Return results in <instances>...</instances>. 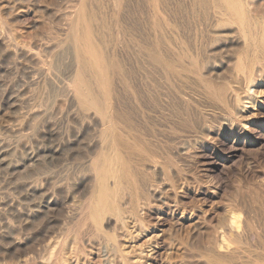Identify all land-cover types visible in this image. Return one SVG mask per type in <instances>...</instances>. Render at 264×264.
Wrapping results in <instances>:
<instances>
[{
    "label": "rangeland",
    "instance_id": "rangeland-1",
    "mask_svg": "<svg viewBox=\"0 0 264 264\" xmlns=\"http://www.w3.org/2000/svg\"><path fill=\"white\" fill-rule=\"evenodd\" d=\"M14 1H16L14 3ZM18 1H19V4H18ZM24 1V2H23ZM31 1V2H30ZM36 1V2H34ZM38 1L40 3H38ZM46 1V2H45ZM53 1V2H52ZM70 3H68V2ZM74 1V2H73ZM11 0L10 2L9 1H5V0H0V2H4L5 3V7L3 6V8H1L0 10H2L3 12L0 11V31L2 33L0 34H4V39L5 38H8V39H5V43L8 45L11 43L14 45H18L20 43H23V44H20L22 46H27L30 42H32L31 40L33 41H36V40H40L42 38L40 37H43L44 35V31H46L47 29H49V27H46L48 26L46 22L50 23L49 26H51V30H52V34L46 32L44 35V41H47L48 40H53L52 43L49 42L48 44H51L54 46V48H58V47H55V45H60L58 49H54L53 46H52V50L53 52L57 53L58 56L60 54L59 57L56 58V60L58 61L56 64H58L57 66H60V61L61 63H65V62H69L68 59V47L64 46L65 44L67 45V40H68V45H70L69 41L71 42L72 40V37L73 35L69 34V36H66L65 35V31H64V27H62V25L64 26L65 25V20L67 19H64L62 20L63 22H65L64 24H62L63 22L61 21V19H63L62 17L64 16L63 14L67 13V15L69 14V10H72V6H71V9H70V5L73 4L75 5L77 2H78V5H79V0ZM97 1V0H96ZM109 1V4L106 3ZM111 1V2H110ZM114 1V0H113ZM112 0H101L100 2H95L93 0V5L92 2L90 1V3L87 1L86 2V6H88L89 4V8L91 9H87L86 7V12H87V17L88 19L91 18L89 17L90 16V13H91V16L92 15H96L98 17L96 18H99V14L98 12L100 13H103L105 12L103 15H101L100 19H97V21L99 22V24L101 25H106L107 27H110L112 26V28L110 30H112L113 28L117 31H115L114 29L112 30V33H115V35L113 34V38H116L115 41H117V46L115 48H113L112 50H109V53L110 54H114L115 56H117L119 53L120 56L118 59L119 60H122V64L125 66L127 63L128 66H125V69H133L131 70L132 72L130 71H127L129 76H130V83L131 85H133L134 83V87L140 91V97L144 96L145 93H149L148 95L146 94L145 96L146 97H142L141 99V102L143 104H145V107L146 106H149V105H157L158 108H159V111H155V112H152L149 110V109H146L147 112L149 113V115H151V120L150 118L146 119L145 123L144 121L142 122V120L140 119H137V121L139 122V127H140V124L142 125V130H145V133H148L147 131L149 130V134L151 133L150 131H152L151 135H150V138H151V141L153 140L154 144H156L159 148H154L156 150H154L152 147H155L152 146L153 145V142L148 144V148H149V151H152V154H150V160H152L154 163L158 164L164 171V174H165V177L168 179V182H169V185H170V189L169 190H172L173 192L171 191H167L164 195L162 194V197H158L157 199L155 198V196H150V195H153V194H150L152 193L151 191V188L154 187L155 188H158L157 190L160 192L162 187H159L157 186V184H155V182L157 183V181H160L159 180V176H157L156 172H154V174H149L147 172H150L152 171L153 169L149 168V170H147L146 173H144L143 169H144V166H141V168L139 166H137L136 168V172H137V178L139 177V181H138V189L140 188L139 186V183L141 185V187H143L142 189L145 191L147 190V193L145 191H143L141 188L138 190V192H140L139 194V201H141L140 203L142 204L140 206V208H138L136 211H134L133 213H131L132 211H129L128 213H130V215L133 216V218H130V215L128 216L127 214L125 215L127 218H129V221L127 218H123L124 221H126L125 223H127L125 225V223H123V227L124 229L121 228L120 225H110L108 228L107 227H104V232L106 233V235L108 236H103L101 234V236L105 237L103 238V240H101V238L99 239L98 237H101L99 235L95 236V233L93 234V230L92 231H89L91 227V225L84 221H82L81 218H79V211L81 210V207L85 204L86 200L90 197L91 195V190H88L89 188H87V190H85L86 192H88L86 194V192L84 191L83 192V189L86 187V185H89L91 183V181L93 180V175H90V173L88 171H77L79 174H77L76 172V175L74 174L73 170L71 171L70 169H72L71 167V164H70V161L69 162H61L60 159L56 156H54V154L52 155L51 157V152H52V149L54 148V144H56L59 139L62 137V135L65 136V134H67V136H65L66 138L68 137V135H70V129H71V126L68 125V122H69V119L67 118H63L65 116L61 115L59 112H57L56 108L54 109L55 105L58 104V100L60 101V99H64V92H61L63 91L61 89V87H59L57 85L56 86H50L49 84L45 83V82H40L39 79H37V84H36V80L35 82H32L31 80H29V78L27 77L26 73H24V70H23V73L25 74V76L27 77V80L26 78H22L23 76L22 75V68H20L19 66H17L15 64V60L11 57L9 58H6L4 59V52L2 50L5 49V47L1 44V47L0 48V73L3 74L6 76H1L0 74V84L2 82V86L0 87V105L2 108H4V110L2 108H0V115L3 114L5 117H8L10 116L12 113L15 115H11L10 117H15L17 118V120L15 121V123H13V125L15 126H12L13 128V131L11 129V131L8 133V130L5 131V121L3 120H6L7 118H3V115L0 116V153H1V156L3 157H7L4 159V162L1 164L0 163V264H2V262L4 264H15V262L18 261V264H107L105 261V248L103 245V242L106 244L108 241L109 242H121L122 244V248H123V264H245L247 261L249 263V261H251L252 264H264V62H263V59L260 63L263 62V64H260V66H257L258 69L256 68L255 70V82L252 83V84H249V82H247L246 78H245V75L244 73L238 69L236 70V63L238 62L239 60V57L241 56L243 58V62L246 64V61H248L250 59V57H252L254 54H257V55H260V57L264 58V46L262 43V41L264 40V37H263V28L264 26H259L258 29L256 28L254 30V33H255V41L253 43V46L250 45L251 47L249 48V51H248V44L246 45V37H245V34L242 32V30L240 29L239 24L235 21V20H231V21H218L217 17L214 16L212 14V12L209 14L208 18H207V14H203L201 13L200 11V6H198V4H195L194 5V2L193 0H158L157 1V8H156V11H158V16H155L154 15V9L152 7V4L150 3V0H128V6L126 7L125 11H122L123 10V7H121L123 5V1L120 3V5L118 4V7L115 6L116 3H114ZM133 1V2H132ZM159 1L162 2L159 4ZM166 1V2H165ZM173 1V2H172ZM184 1V2H183ZM188 1L190 2V4L188 3ZM252 1V0H250ZM6 2L9 3L6 7ZM12 2V3H11ZM30 2V3H28ZM33 2V4H31ZM72 2V3H71ZM105 2V5L108 4L109 6L106 5H103ZM142 4H140V3ZM178 2V3H177ZM188 4H187V3ZM253 6H251L250 8H255L254 10L256 11H252V9L250 10L249 9V16L251 17H255L256 19H261L264 20V0H254L253 1ZM44 3V4H43ZM46 3V5H45ZM55 3V6L54 4ZM69 6H68V4ZM75 3V4H74ZM94 3H96L95 7L97 8L98 6V10L94 7ZM100 3L102 4L101 6L103 7H100ZM111 3H114L113 5ZM139 5H138V4ZM166 3V4H165ZM174 3V4H173ZM178 5H177V4ZM185 3V4H184ZM15 4V5H14ZM18 4V6H17ZM22 4H25V5H22ZM41 4V5H40ZM51 4V5H50ZM53 4V5H52ZM65 4L68 6V9L66 11V7ZM99 4V5H98ZM144 4V5H143ZM147 4V5H146ZM162 4V5H161ZM165 4V5H164ZM173 4V6L171 5ZM191 4H193V8H196L195 10L193 8H191ZM11 5H14V6H11ZM27 5V8L25 7ZM39 5V6H37ZM59 5V7H58ZM131 5V6H130ZM181 5V6H180ZM183 5H186V6H183ZM188 5V6H187ZM189 5L191 7H189ZM23 6V8L21 7ZM112 6V8L115 6V8L117 9H113V11L111 10L112 8L110 7ZM134 6V7H133ZM138 6V7H137ZM146 6V7H145ZM149 6V7H148ZM168 6V7H167ZM195 6V7H194ZM258 6V7H257ZM11 7V8H10ZM14 7V8H13ZM25 10V13L24 11H21L22 9ZM34 7V8H32ZM40 7V8H39ZM94 7V9H92ZM109 7V8H108ZM129 7V8H128ZM138 9H137V8ZM148 7V8H147ZM160 10V8H162ZM175 7V8H174ZM182 7H183V10H182ZM188 7L190 9H188ZM5 11L8 12V8L9 9H13L11 10V12H13L14 14H12L10 12V15H9V12H5L4 9H6ZM17 8V11L15 10ZM19 8V9H18ZM26 8V9H25ZM30 8V9H29ZM39 11H38V9ZM45 9L46 11H43L42 10ZM66 11L63 13V11ZM64 8V9H63ZM104 8V9H102ZM105 8L109 9L110 10V13L108 14V10H106ZM111 8V9H110ZM121 8V9H119ZM136 8V9H135ZM187 10H186V9ZM199 8V9H198ZM257 8V9H256ZM259 8V9H258ZM263 10H262V9ZM34 13L33 12V10ZM37 9V11L35 10ZM40 9H41V12L40 13ZM48 9V11H47ZM54 9V10H53ZM55 9L57 11H55ZM60 9V10H59ZM119 9V10H118ZM141 9V10H140ZM146 9H149L148 10H145ZM150 9H153V10H150ZM165 9V10H164ZM260 9L262 12H260ZM15 10V11H14ZM20 10V12L18 11ZM52 10V12H51ZM91 12H90V11ZM94 10V11H92ZM97 10V11H96ZM102 10V11H101ZM116 10V11H115ZM127 10V11H126ZM137 12H136V11ZM139 10V11H138ZM164 12H163V11ZM167 10V11H166ZM190 10V11H189ZM27 11V12H26ZM54 11L55 14H52ZM61 12L62 13V17H60L61 13H56V12ZM97 13H96V12ZM101 11V12H100ZM112 11V12H111ZM131 11V12H130ZM148 11V12H147ZM152 11V13L150 12ZM183 11V12H182ZM186 13H185V12ZM188 11V12H187ZM196 11V12H195ZM252 11V12H251ZM5 12V13H4ZM17 12V13H16ZM24 14H23V13ZM38 12V13H37ZM89 12V13H88ZM115 12L117 13L115 15ZM120 12H123L120 13ZM147 12V14L149 15H145V13ZM192 15H191V13ZM261 13V15L259 16L258 13L255 14V13ZM4 13V15L6 16H2ZM23 14L24 17H21L19 18V20H17L16 18V15L19 14ZM29 13V15H28ZM51 13V14H50ZM93 13V14H92ZM111 13H113L112 16ZM120 13V14H119ZM183 13V14H182ZM191 15L190 19H189V14ZM194 13L196 14L194 16ZM254 13V14H253ZM263 13V14H262ZM26 14V15H25ZM98 14V15H97ZM109 15V18L107 17ZM170 14V15H169ZM187 14V15H185ZM8 15V16H7ZM40 15V16H39ZM45 15V16H44ZM54 15V16H53ZM66 15V14H65ZM107 15V16H106ZM120 15V16H119ZM129 15V16H128ZM143 15V16H142ZM145 15V16H144ZM168 15V16H167ZM189 15V16H188ZM210 15L213 17L210 18ZM14 16V17H13ZM39 16V17H38ZM105 16V17H103ZM118 16V18H117ZM123 16V17H122ZM139 16V17H138ZM141 16V17H140ZM154 16V17H153ZM166 16V17H165ZM186 16V18H185ZM188 16V17H187ZM198 16V17H197ZM202 16V18L200 17ZM3 17V18H2ZM41 17V18H40ZM44 17V18H43ZM104 20H103V18ZM136 17V18H135ZM146 17H149V18H146ZM152 17V18H151ZM194 17V18H193ZM259 17V18H258ZM261 17V18H260ZM14 21V25H13V21ZM15 18H16V21H18L17 23L18 24H15ZM56 19H60V20H55ZM109 20V23H107V19ZM112 18L114 19H117L115 21V19L113 21ZM123 18V25H122V19ZM161 18V19H160ZM169 18V20L167 19ZM202 22H201V20ZM2 19V21H1ZM8 19V20H7ZM22 19V20H21ZM38 19V20H37ZM106 19V21H105ZM204 19V20H203ZM212 21H211V20ZM215 19V20H214ZM101 20V23L100 21ZM125 20V21H124ZM152 20V21H151ZM158 21V22H155ZM175 20V21H173ZM188 22H187V21ZM196 20V21H195ZM214 20V21H213ZM12 21V22H10ZM32 21V22H31ZM44 21V22H43ZM46 21V22H45ZM59 21L61 22L60 25L59 24ZM94 21V20H93ZM93 22L95 24H98V22ZM120 21V22H119ZM129 21H131L129 23ZM133 21V22H132ZM140 21H142L140 23ZM148 21V22H147ZM173 23H172V22ZM179 21V22H178ZM193 21V22H191ZM209 21V22H208ZM260 21V20H259ZM8 22V23H7ZM34 22V23H33ZM56 22V23H54ZM106 24H103L105 23ZM111 22L112 25H109ZM116 22V23H115ZM153 22V23H152ZM167 22V23H165ZM171 22V23H170ZM176 22V23H174ZM201 22V23H200ZM204 22V24H202ZM211 22V23H210ZM215 22V23H214ZM219 22V23H218ZM223 22V23H222ZM8 25H7V24ZM10 23V24H9ZM12 23V24H11ZM33 23V24H32ZM36 23V24H35ZM39 23V24H38ZM40 23H43V27H45L44 29H42L43 27L41 26ZM46 23V24H45ZM122 26H120L119 24ZM143 23V24H142ZM216 27H215V25ZM20 24V25H19ZM23 24V25H22ZM28 24V26L26 25ZM30 24V25H29ZM34 26H32V25ZM44 24L46 26H44ZM54 24V25H53ZM56 24V26H55ZM60 27H58L59 25ZM81 24H82V21H81ZM131 24V26H130ZM136 24V25H135ZM140 24V26H139ZM148 24V25H147ZM149 24H156L153 26H150ZM158 24V26H157ZM161 24V25H160ZM162 24L164 25V27L162 26ZM170 24L172 26H170ZM174 24H175V27H174ZM184 24V25H183ZM187 24V25H186ZM212 24V25H211ZM219 27H218V25ZM222 26H221V25ZM7 25V26H6ZM39 25V26H38ZM115 25V26H114ZM119 25V26H118ZM143 25V26H142ZM180 25V26H179ZM190 25V26H189ZM192 25V26H191ZM207 25L209 27H207ZM16 26V27H15ZM23 26V27H22ZM26 26V27H25ZM55 26V27H53ZM66 26V25H65ZM204 26V27H203ZM206 26V27H205ZM211 26V27H210ZM214 26V29H212ZM3 27V29H2ZM13 27V28H12ZM30 27V29H29ZM36 29L38 27H42L40 30L39 28V31L37 32L36 30V33L38 35V33H43L40 35L39 38H35V37H38L36 35H34L32 37V34H34V30L31 29ZM62 31H60L58 28ZM117 27V28H116ZM129 27H130V30H129ZM152 27V28H150ZM162 27L164 30H162ZM174 27V28H173ZM182 27V28H181ZM188 27V28H186ZM193 27V28H192ZM19 30H18V29ZM53 28V29H52ZM123 28V29H121ZM125 28V29H124ZM147 28V29H146ZM159 28V29H158ZM161 28V29H160ZM173 28V29H172ZM178 28V29H177ZM212 32H211V30ZM237 28V29H236ZM6 29V30H5ZM24 29V30H23ZM58 29V30H57ZM137 29V30H136ZM141 29V30H140ZM153 29V30H152ZM158 29V30H157ZM205 29V30H204ZM15 30V32L13 31ZM26 30V32H25ZM31 30V31H30ZM44 30V31H43ZM55 30V31H53ZM120 30V32L122 34H120L118 31ZM134 30V31H133ZM171 30V31H170ZM191 30V31H190ZM259 30V31H258ZM7 31V32H6ZM11 31L13 33H15V35H13L11 33ZM17 31V32H16ZM20 31V32H18ZM29 31V32H27ZM43 31V32H41ZM143 31L144 34H141ZM151 31H153V35L151 33ZM160 32V33H157ZM164 31V32H163ZM168 31V33H167ZM258 31V32H257ZM264 31V30H263ZM54 32V33H53ZM61 32V34H60ZM125 32V33H123ZM166 32V33H165ZM173 32V33H172ZM188 32V33H187ZM218 32L221 33V35L219 34L218 35ZM224 32H225V36H224ZM262 32V34L260 35V33ZM55 33H58L56 38L54 37ZM149 33H150V37H149ZM181 33V34H180ZM184 33V34H183ZM186 33V34H185ZM212 33V34H211ZM215 33H216V36H215ZM235 33V35H234ZM258 33V34H257ZM6 34V35H5ZM18 34V35H17ZM48 34V35H47ZM51 34V35H50ZM64 34V36H63ZM126 34V35H125ZM140 34V35H139ZM146 34V35H145ZM158 34V35H157ZM161 34V35H160ZM171 36H170V35ZM223 34V35H222ZM24 35V36H23ZM52 36V37H48V36ZM62 35V36H60ZM71 35V36H70ZM123 35V36H121ZM142 35V36H141ZM160 35V36H159ZM231 35V36H230ZM7 36V37H5ZM16 36V37H14ZM47 36V37H45ZM118 36V37H117ZM133 36H137L138 38L142 37L141 39L137 38V37H134ZM159 36V37H158ZM169 36V37H168ZM188 38H187V37ZM225 38H224V37ZM21 38L22 41H24L25 43L27 41H29L30 39V42L27 44H24V42H22L19 38L18 39H15V38ZM33 39H32V38ZM62 37V38H61ZM70 39H68V38ZM121 37H123L121 39ZM144 37V39H143ZM149 37V39H148ZM153 37V39H152ZM170 40H168V38ZM208 37V38H207ZM217 37V38H215ZM219 37V38H218ZM221 37V38H220ZM9 38L11 39L10 41ZM66 38V39H65ZM126 38V40L124 39ZM146 38V39H145ZM157 38L158 41L156 40ZM163 38V39H162ZM200 40H199V39ZM215 41H213V39ZM15 39V40H14ZM61 39V40H59ZM65 39V40H64ZM161 39H162V42L164 40V42L166 43H162L161 42ZM218 39V40H217ZM220 39V40H219ZM16 40H18L16 42ZM26 40V41H25ZM57 40V41H55ZM124 40V41H123ZM173 40H175L173 42ZM188 40V41H186ZM194 40V42H193ZM223 40V41H222ZM231 40V41H229ZM120 44H119V42ZM131 41V42H129ZM136 41V42H135ZM139 43H138V42ZM142 41V43H140ZM144 41V42H143ZM149 41V42H147ZM154 41V42H152ZM160 41V43H159ZM179 41V42H178ZM204 41V42H203ZM226 43H225V42ZM11 42V43H10ZM14 42V43H13ZM19 42V43H18ZM45 42V43H47ZM53 42H57L56 44L53 43ZM129 42V43H128ZM134 42V43H133ZM172 42V43H171ZM210 42V43H209ZM216 42V43H215ZM222 42V44H221ZM62 43V44H61ZM121 43L123 45V47H121ZM128 43V44H127ZM147 43V44H146ZM150 43V44H149ZM151 43H153L152 45L155 46L156 48L153 49V47H151ZM258 43V44H257ZM133 44V46H132ZM135 44V45H134ZM142 44V45H141ZM144 44V45H143ZM155 44V45H154ZM163 46H161V45ZM176 47H174L175 45ZM232 44V45H231ZM257 44V46H255ZM260 44V45H259ZM8 45V46H10ZM19 45V46H20ZM67 45V46H68ZM125 45V47H124ZM145 45H148V46H145ZM149 45H151L149 48ZM168 45V46H167ZM262 45V46H261ZM12 46V45H11ZM122 48V49H119V47ZM136 49H135V47ZM186 46V47H185ZM188 46V47H187ZM198 46V47H197ZM207 46V48H206ZM211 46V47H210ZM261 46V48H260ZM134 47V48H133ZM162 47H165V48H162ZM180 47V49L178 50V48ZM216 47V48H215ZM67 50H66V49ZM125 48V49H124ZM129 48V49H128ZM139 48V49H138ZM144 48V49H143ZM147 48V50L145 49ZM182 48V49H181ZM192 48V49H191ZM195 48V49H194ZM209 48V49H208ZM219 48V49H218ZM62 51H61V50ZM114 49L115 52L114 53ZM131 49V50H130ZM134 49V50H133ZM148 49L150 50H156V53L159 54L158 56L160 57L161 56V59H166L167 57L168 58H171V55L169 54H172V58L171 59H164L165 61H170L168 62L171 66H173V68H171V66H166V64L164 65V63L162 62V64H158V65H153L152 63H149L150 66L147 67L148 64V57L146 55L147 51H149ZM161 49H164L163 52H161ZM167 49V51H166ZM191 49V50H190ZM195 51H194V50ZM201 49V50H200ZM202 49H203V52H202ZM218 49V50H217ZM220 49H222L221 51H219ZM251 49V50H250ZM55 50V51H54ZM66 50V52L64 51ZM127 50V52L125 51ZM140 50L142 51L143 50V53L140 54ZM146 50V51H145ZM171 52H170V51ZM181 50V51H180ZM213 50V51H212ZM215 50V51H214ZM227 52H226V51ZM259 50L263 51L260 53ZM61 51L62 53H59ZM123 53H122V52ZM124 51L126 53H124ZM129 51V52H128ZM136 53V55L132 52ZM169 51V52H168ZM173 51H175V53H172ZM181 54H180V52ZM205 51V52H204ZM219 51V53H218ZM67 53V55H65V53ZM70 52V51H69ZM165 52L166 55L168 56H164L165 54H163ZM167 52V53H166ZM213 52V53H212ZM216 52V53H215ZM226 52V53H225ZM64 53V54H63ZM128 53V54H127ZM192 53V54H191ZM195 53V54H194ZM211 53V54H210ZM263 55H262V54ZM62 54V55H61ZM121 54L123 57H121ZM131 54V55H129ZM145 54V56L143 55ZM194 54V55H193ZM140 55V56H139ZM202 55V57L200 58V56ZM228 57H227V56ZM250 55V56H249ZM65 57L64 59L62 57ZM67 56V58H66ZM136 58H135V57ZM139 56V57H138ZM170 56V57H169ZM176 58H175V57ZM179 56V57H178ZM186 56V57H185ZM62 59H61V58ZM141 57V58H140ZM143 57V59H142ZM144 57L146 58V60L148 61H145L144 62ZM60 58V61L58 60ZM126 62H124V60ZM126 58V59H125ZM129 58V59H128ZM140 58V60L142 59L143 61H140L138 60ZM200 58V59H199ZM214 58V59H213ZM7 59H9L8 61L11 63V59L12 60V67L10 65V63L7 61ZM133 59V60H132ZM173 59V60H172ZM3 60V61H2ZM7 66L6 65V63ZM65 62H62L64 61ZM137 60V62H136ZM172 60V61H171ZM178 62H177V61ZM209 60V61H208ZM234 60V61H233ZM129 61V62H128ZM134 61V62H133ZM140 64H137L139 63ZM187 61V63H186ZM229 61V62H228ZM5 64H3V63ZM142 62V63H141ZM147 62V65L144 66ZM150 62V61H149ZM173 62V63H171ZM191 62V63H190ZM233 62V63H231ZM178 65H177V64ZM182 64L181 66H179V64ZM200 63V64H199ZM218 63V64H217ZM230 63V64H229ZM2 65H4L5 67H3ZM14 65V66H13ZM65 66H62L61 64V67H56L55 65V68H58V71L57 69H55L57 71H55V73L57 74L56 76L59 75V70L62 69L63 67V70H61L62 73H60V77L62 78L63 76L65 77V70H67L68 66L67 64H63ZM69 65V64H68ZM139 65V67L141 68V66L144 67V70L142 68L143 71H146L145 73H143V71H141L140 68H138L137 66ZM161 65V67L159 66ZM184 65V66H183ZM67 66V67H66ZM154 66V67H153ZM158 66H159V71L158 70ZM165 68V70L163 69V67ZM263 68H262V67ZM6 67H8L7 69L10 68V70H7V73L10 72L9 74L5 73L6 72ZM19 69H18V68ZM65 67V69H64ZM127 67V68H126ZM131 67V68H130ZM155 70L159 71V73L156 71V73H153L154 69ZM169 67L171 70H169ZM182 67V68H181ZM211 67V68H210ZM60 68V69H59ZM136 70H135V69ZM146 68L149 70V68H152L151 70H149L147 72ZM186 68V69H185ZM262 68V69H261ZM3 69H5L3 71ZM12 69V70H11ZM140 69V70H139ZM173 69V70H172ZM186 71H184V70ZM19 70V71H18ZM174 70H176V73L177 71L179 73H181V76L177 77L176 78L174 77H171L170 75H172L171 73L173 72L174 73ZM202 70V71H201ZM262 70V72H261ZM2 71V72H1ZM11 71H14L11 72ZM143 73V77L141 76V74L139 73ZM230 71V72H229ZM235 71V72H234ZM259 71V73H258ZM21 74H20V73ZM59 72V73H58ZM64 72V73H63ZM135 72V73H134ZM184 72V73H182ZM188 72V73H187ZM193 72V73H192ZM204 72V73H203ZM15 74L14 76H10V74ZM138 73V75H137ZM153 75H151V74ZM206 73V74H205ZM212 76H211V74ZM232 73V74H231ZM235 73V74H234ZM2 74V75H3ZM7 74V75H6ZM11 74V75H12ZM19 74V75H18ZM23 74V75H24ZM64 74V75H63ZM131 74V75H130ZM156 74V75H155ZM161 74V75H160ZM163 74V75H162ZM170 74V75H169ZM203 74V75H202ZM205 74V75H204ZM210 74V75H209ZM225 74V75H224ZM229 74V75H228ZM63 75V76H62ZM133 75V76H132ZM158 75L159 78L161 77H164L165 80H161V78L159 79L158 78ZM187 76L188 75L190 77H192V79L189 77V78H185L183 76ZM215 75V76H214ZM234 75H237V76H234ZM257 75V76H256ZM7 76H8V79H7ZM10 76V77H9ZM24 76V77H25ZM136 76V78H135ZM149 78L151 77V79L154 81L155 78H156V82L154 81V85L156 86L157 84V79L160 80V82L158 83L159 85L156 86V89L159 90V92L161 93L162 92V95L165 94L164 96H159L160 94L158 93L157 95V101H153L152 98L150 97V92H149V88L152 83V81H150L151 79L149 78V80L145 77ZM171 78H170V77ZM174 76H175V73H174ZM218 76V77H216ZM227 76V77H226ZM22 79H21V78ZM63 77V78H64ZM140 77V78H138ZM212 77V78H211ZM237 78V81L236 78ZM242 77V78H241ZM258 77V78H257ZM4 78V79H3ZM18 78V80H17ZM141 78H143L145 80L146 83H148V85H146L145 87H143V84H145L144 80H142ZM218 78V79H217ZM223 78V79H221ZM240 78V80H239ZM261 78V79H260ZM2 79V80H1ZM14 79V81L12 80ZM24 80V82H22L21 80ZM134 79V80H132ZM140 79V81H139ZM163 79V78H162ZM171 79V80H170ZM185 84H183L186 88V90L190 87L191 90L192 88L195 90L193 92H195L196 94L192 93V91L190 92L189 89H188V92H186V90H184V87L183 85H181V81L178 83V80H180ZM188 79V80H187ZM197 79L195 82L192 81V80H195ZM200 79H203L204 80H207V82L211 83L212 85V89L213 91L217 92V90L222 86V85H227L229 87V89H234L236 90V95H237V98L234 99V103L232 102V100L230 101H227V103H221V101L217 100L216 97H212V95L210 94L209 92V89L208 87L209 86H206L204 85L203 82H201ZM243 79V80H242ZM18 82H17V81ZM173 80V81H172ZM185 80V81H184ZM217 80V81H216ZM4 81V82H3ZM5 81L8 83H5ZM13 81V83H12ZM16 81V82H15ZM29 81V83H28ZM59 81V80H58ZM142 81H143V84H142ZM165 85H164V83ZM189 81H192V82H187ZM227 81V82H226ZM229 81V82H228ZM244 81V82H243ZM20 82V83H19ZM22 82V84H21ZM27 82V83H26ZM32 82V84H30ZM174 82V83H173ZM233 82V83H232ZM237 82H242V83H238ZM4 83V84H3ZM28 85L30 84L31 87H29V85L27 87L29 88H32L30 90H32V92L36 91L38 92L42 90L43 92H40L38 93L39 94V98L37 97L38 94H36V92L33 94V97L31 95V99L29 97V107L27 106V110L24 109L26 108V106L24 107V105H26L24 102V104H22L20 107L21 109L26 113L28 112L29 110V113L26 115L23 113V111H20L21 109H18L17 111L12 112L11 109L9 108L10 106V101L9 99H5L6 97H10L13 98L14 96L16 97V93L17 91H19L20 89H22L23 86H25L24 84ZM34 83V84H33ZM41 83H44V86L40 87ZM177 83V87H178V90L176 88V86H174V84L176 85ZM6 84V85H5ZM10 84H14V85H10ZM22 85V87L20 86V88L18 89L19 86L16 87V85ZM36 84V86H34ZM41 84V85H40ZM166 84H167V87H166ZM193 86H192V85ZM196 84V85H195ZM198 84V85H197ZM236 84V85H235ZM240 84V85H239ZM46 85H49L46 87ZM136 85V86H135ZM141 85V86H140ZM172 87H171V86ZM230 85H232L230 87ZM241 87H239V86ZM242 85V86H241ZM4 86V90L2 89ZM5 86H7V88H5ZM15 87L17 88V90L12 87ZM33 86V87H32ZM38 86V87H37ZM123 86V84L121 85V87ZM140 86V87H139ZM158 86L161 87V90H165V91H160V89L158 88ZM197 86V87H195ZM199 86V88H198ZM202 86V87H200ZM247 86V87H246ZM34 87H37V90H33ZM40 87V89H39ZM50 87V88H49ZM53 87L52 90H55L54 87L58 88L56 91L60 94H62L60 96V94H57L54 92H50L49 90H51V88ZM166 87V88H165ZM169 87H171L170 89H168ZM181 87V88H179ZM235 87V88H233ZM9 88L10 90L12 91H9ZM49 89L47 92H49L47 95L44 94L46 93V89ZM146 88V89H145ZM163 88V89H162ZM202 88V89H201ZM5 89H8L9 91V95L8 96H5V98H3V92L5 91ZM35 89V88H34ZM144 92L142 93L141 90ZM167 89V90H166ZM176 90L173 91V90ZM250 89V90H249ZM2 90V91H1ZM16 92L14 94V92ZM60 90V92H59ZM144 90H148L147 92L144 91ZM170 90L173 91V93H175V96L172 91L170 92ZM200 90V91H199ZM181 91V92H180ZM184 91V92H182ZM14 94H12V93ZM163 92H166V93H163ZM169 92V93H167ZM191 94H190V93ZM200 93V94H197V93ZM206 92V93H204ZM238 92H239V95H238ZM42 93V94H41ZM51 93V94H50ZM53 93V94H52ZM172 93V95H170ZM180 93V94H179ZM181 93H185V96ZM187 93V94H186ZM204 93V94H203ZM36 94V96H35ZM40 94L41 96L42 95H45L46 98H44V96L40 97ZM55 94V95H54ZM169 94V96H168ZM194 94V95H193ZM247 94L251 97H248ZM12 97H11V96ZM54 95V97L51 96ZM167 95V96H166ZM187 95V96H186ZM190 95V97H188ZM193 95V96H192ZM195 95L199 97V98H202V96H204L202 98V103H203V106H202V109L200 108L202 105L200 101V99L198 97L195 98ZM202 95V96H201ZM242 95V96H241ZM2 96V97H1ZM50 96V97H49ZM56 96V98H55ZM60 96V97H59ZM159 96V97H158ZM172 98H171V97ZM176 98H175V97ZM253 96V97H252ZM14 97V98H15ZM62 97V98H61ZM166 97L169 99L171 98V100L174 98L176 99L175 101L174 100H164V99H161V98ZM179 97V98H178ZM187 97V98H185ZM195 99H198V100H195ZM207 97V100H205ZM35 99L37 100L36 102H34L35 100H33L31 103V100L32 99ZM38 98V99H37ZM145 98V99H143ZM151 98V99H150ZM160 98V99H158ZM191 98V100H190ZM205 98V99H204ZM243 98H246V99H243ZM41 99V101H40ZM47 100V105H46V102H42L43 100ZM54 99V100H53ZM154 99V97H153ZM177 99H180V101L178 102ZM185 99V100H184ZM189 99V100H188ZM193 100L195 101H198V102H194L195 104L198 103L199 106H197L196 108V105L193 103ZM208 99H212L209 100ZM7 102H6V101ZM27 100V101H28ZM49 100V101H48ZM146 100V101H145ZM147 100H151L150 102L147 101ZM160 100V103H157L159 102ZM5 101V103H4ZM57 101V102H56ZM165 101V102H164ZM174 101V103H173ZM177 101V102H176ZM186 103H184V102ZM192 101V102H191ZM205 101V102H204ZM207 101V102H206ZM211 101H213V103H211ZM239 101V102H238ZM2 102V103H1ZM12 102V101H11ZM51 102V104H50ZM156 102V103H155ZM164 102V103H162ZM169 102V104L167 103ZM182 102V103H181ZM209 102V103H208ZM215 102V103H214ZM228 102L230 104H228ZM7 103V105H6ZM28 103V102H27ZM39 106H38V104ZM43 104H45V107H43ZM49 103V104H48ZM53 103V104H52ZM57 103V104H56ZM148 103V104H147ZM171 103V104H170ZM181 106H180V104ZM184 103V105L186 106L184 108V105H182ZM205 103V104H204ZM217 103V104H216ZM30 104H34V108L40 110L41 108V114H40V111L39 110H32L33 107L32 105L30 106ZM160 104V105H158ZM165 105V107H161V105ZM173 104V105H172ZM197 104V105H198ZM210 104V106H209ZM212 104H214V108L212 106ZM235 104V105H233ZM240 104V105H239ZM9 105V106H8ZM37 105V106H36ZM50 105H54L53 106H50L49 110H48V107ZM179 105V108H177ZM217 105V106H216ZM8 106V108L6 107ZM46 106H48L46 108ZM183 106V107H182ZM193 108H192V107ZM207 106V107H206ZM231 106L235 107V109ZM151 107V106H149ZM170 110H168L169 108ZM190 107V108H188ZM200 109H199V108ZM206 107V108H204ZM222 107V108H221ZM237 107V108H236ZM241 107V108H240ZM7 110H6V109ZM19 108V107H18ZM29 108V109H28ZM43 108V109H42ZM47 110H46V109ZM163 108V109H161ZM177 108V110H176ZM182 108V109H181ZM196 108V109H195ZM208 108V109H207ZM222 109V112H221V109ZM51 109H52V114L51 113ZM145 109V108H144ZM163 110V112L161 110ZM166 109V110H165ZM174 109L176 112L181 111V110H184V112H174ZM186 109L187 110V113H186ZM190 109V110H189ZM205 109V110H204ZM214 109V110H212ZM233 109V110H232ZM33 112H32V111ZM44 110H45V113L46 112H49V113H44ZM168 110V111H167ZM195 111L192 112L194 114H190L191 111ZM202 110V112H200ZM208 110V111H207ZM234 110H237V112ZM9 114H8V112ZM39 111V114H37L38 118L36 119L37 121L35 122V120H32L35 116H36V113ZM55 111V112H54ZM173 111V112H172ZM190 111V113L188 112ZM199 111V112H198ZM216 113H215V112ZM4 112V113H3ZM7 112V113H6ZM11 112V114H10ZM16 112H20V114L16 113ZM162 112V113H161ZM167 112V113H166ZM200 114V117H199V114ZM209 112V113H208ZM212 112V114H211ZM213 112L215 114H213ZM218 112V113H217ZM220 112L222 114H220ZM225 112V113H224ZM6 113V114H5ZM33 113V114H32ZM43 113V114H42ZM56 113V115L54 114ZM59 113V115L57 114ZM175 113V115H174ZM186 113V114H185ZM198 114V118H197V114ZM208 115H206V114ZM240 113V114H239ZM17 114V115H16ZM30 114V115H29ZM35 114V115H34ZM48 114H50L48 116ZM169 114V116L171 118H169V116L167 117V115ZM178 114V115H177ZM180 114H183L186 115V116H181ZM191 115V116H187V115ZM196 114V115H195ZM32 115V116H31ZM39 115H40V118H39ZM47 115V117L45 116ZM53 115V116H51ZM153 115V116H152ZM163 116H166V118L162 117ZM177 115V116H176ZM197 118V121H200L199 123L195 121V117ZM210 115V116H209ZM217 115H220V116H217ZM222 115V116H221ZM31 116V117H29ZM36 116V117H37ZM51 116V117H50ZM55 116V119L57 118L59 122H57V120H54V118L52 119V117ZM61 117V118H58ZM160 116V117H158ZM180 116V118H179ZM207 116V117H206ZM211 116H214V117H217V118H214L213 120V117ZM35 117V118H36ZM50 119L48 120L49 122L51 120L50 123L52 125V127L50 128V123H47V119L46 118ZM154 117V118H152ZM156 117V120H154ZM173 117V118H172ZM178 117V118H177ZM183 117V118H182ZM190 118L188 120H190L191 122H189L187 120V123L186 122V118ZM194 117V118H193ZM209 117V118H208ZM220 117V118H219ZM20 118V119H19ZM23 118V119H22ZM29 121L30 119L33 121V123L31 122H27V120ZM162 118V120H161ZM170 120H169V119ZM182 118V119H181ZM192 118H193V122H192ZM202 118V119H201ZM211 118V120H210ZM224 118V119H223ZM3 119V120H2ZM19 119V120H18ZM66 120V121H63V120ZM159 119L163 124L160 123ZM173 119H176L173 121ZM180 119V120H179ZM185 119V121H184ZM200 119V120H199ZM209 119V120H208ZM30 120V121H31ZM43 120L44 123H43ZM134 120V119H133ZM153 120V121H152ZM165 120V121H164ZM178 120V121H177ZM183 120V121H181ZM213 120V121H212ZM218 120V121H217ZM3 121V122H2ZM27 123H26V122ZM42 121V122H40ZM47 121V122H46ZM55 121V122H54ZM136 121V122H137ZM152 125H154V123H156L154 126H152L150 124V122ZM155 121V122H154ZM158 123H157V122ZM170 121V122H168ZM195 121V122H194ZM204 121V122H203ZM23 122V124H22ZM56 126H55V124ZM60 122H62L64 124V126H62L63 124H61ZM66 122V123H65ZM71 122V121H70ZM69 124H72V122ZM135 122V121H134ZM137 122V123H138ZM142 122V123H141ZM172 122V123H171ZM180 122H184L183 124L180 123ZM4 123V124H3ZM29 123V125H28ZM60 123V124H59ZM136 123V124H137ZM143 123L145 125V128L143 126ZM167 123V124H166ZM169 123V124H168ZM171 123V124H170ZM174 123L178 124L177 126L174 125ZM180 123V124H179ZM188 126H190L188 128V126L186 127V124ZM193 123H195V125H193ZM198 123V125H197ZM202 124V127H201V124ZM24 124H27L28 128L26 127V125ZM32 124V125H31ZM34 124V125H33ZM46 124V126H45ZM166 124V125H165ZM182 124V125H181ZM200 124V126H199ZM4 125V127H3ZM18 125V126H17ZM21 125V126H20ZM23 125V126H22ZM39 125V126H38ZM57 125H61V128L60 126H57ZM179 125L181 127H179ZM197 125V127H196ZM20 126V127H19ZM31 126V127H30ZM38 126V127H37ZM45 126V127H44ZM48 126V127H47ZM67 126H70V128L68 129L67 131ZM18 127V129H16ZM23 127H25L26 129H24ZM34 127V128H33ZM59 127V128H58ZM67 131H65L64 129ZM161 127H164V128H161ZM169 127V128H168ZM193 127V128H191ZM201 127V128H200ZM208 127V128H207ZM4 129V135L3 134V129ZM20 128V129H19ZM29 128H31L29 130ZM49 128V129H48ZM56 128V129H55ZM144 128V129H143ZM28 129V130H27ZM44 129V130H43ZM55 129V130H54ZM65 131L64 134L63 130ZM155 129V130H154ZM184 129V131H183ZM189 129V130H188ZM205 129V131H203ZM16 130V131H15ZM19 130L20 131H23V134L20 132L19 133ZM50 130V131H49ZM54 130V131H53ZM60 130V131H59ZM90 131L88 132H91V133H84V135L82 136V140L83 142L85 143H88V140L91 141L93 137L94 138V131H91V130H94V128H90L89 129ZM187 130V131H185ZM15 133H11V132H14ZM25 131H28V132H25ZM35 131V133H34ZM157 131V132H156ZM162 134H161V132ZM168 131V132H167ZM6 132L8 134H6ZM18 132V133H17ZM57 132V134H56ZM60 132V133H59ZM144 132V131H143ZM159 132V134H158ZM192 132V133H190ZM199 132V133H198ZM202 132V133H201ZM204 132V133H203ZM11 133V135H10ZM17 133V134H16ZM52 133V134H51ZM56 135H55V134ZM93 133V134H92ZM208 133V134H207ZM15 134V135H13ZM54 134V135H53ZM61 136H59V135ZM89 134V135H88ZM93 136H92V135ZM152 134H153V137H152ZM157 134V135H156ZM161 134V135H160ZM24 135V136H23ZM91 135V136H90ZM160 135V136H159ZM22 136V137H21ZM57 138H56V137ZM155 136V137H154ZM159 136V137H158ZM84 137V138H83ZM86 137V138H85ZM88 137H90L91 139H89ZM179 137V138H178ZM184 137V138H183ZM16 138V139H15ZM32 138V139H31ZM49 138V139H48ZM56 138V139H55ZM154 138V139H153ZM156 138V140H155ZM173 138V140H172ZM6 139V140H5ZM13 139V140H12ZM25 139V140H24ZM31 139V140H30ZM38 139V140H36ZM52 139H55V140H52ZM87 139V140H86ZM170 139V140H169ZM2 140V142H1ZM50 140L52 142H50ZM6 141V142H5ZM9 143H8V142ZM12 141V143H11ZM39 141V142H38ZM54 141V142H53ZM57 141V142H55ZM87 141V142H86ZM19 142H22L20 144H18ZM50 145H48L49 143ZM157 142V143H156ZM182 142V143H181ZM192 142V143H191ZM7 143V144H6ZM46 143V144H45ZM52 143V144H51ZM186 143V144H185ZM22 144V145H21ZM28 144V145H27ZM152 144V145H151ZM188 144V145H187ZM4 145V146H3ZM9 145V146H7ZM151 145V146H150ZM187 145V147H189V149L187 148V152H186V149L183 148V146L185 147ZM38 146V147H37ZM177 146V147H175ZM13 147V148H12ZM28 147V148H27ZM182 147V148H181ZM3 148V150H2ZM50 148V149H49ZM178 150H177V149ZM13 149V150H12ZM151 149V150H150ZM153 149V150H152ZM158 149L160 152H158ZM182 151H181V150ZM191 149V150H190ZM39 150V152H38ZM43 150V151H42ZM45 150V151H44ZM48 150V151H46ZM51 150V151H50ZM5 151V152H3ZM14 151V152H13ZM17 151V152H16ZM31 151V153H30ZM37 151V152H35ZM169 151V152H167ZM11 155H9V153H12ZM24 152H27V153H24ZM42 152V154L40 153ZM182 152V153H181ZM21 153V154H20ZM37 153V154H36ZM40 153V154H39ZM154 153V154H153ZM7 154V156H6ZM19 154V155H18ZM45 154V155H44ZM34 155V157H33ZM48 155L51 157L49 158ZM153 155V156H152ZM159 155V156H158ZM175 155V156H174ZM9 156V157H8ZM12 158H11V157ZM28 156V157H27ZM39 156L41 157H44L43 158H40ZM47 156V157H46ZM54 156V157H53ZM15 157V158H14ZM29 158V159H28ZM37 158V159H36ZM45 158H46V161H45ZM158 158L161 160H158ZM13 161H12V160ZM18 159V160H17ZM22 159V160H21ZM48 159V160H47ZM8 160H11V161H8ZM34 160V161H33ZM38 160V161H37ZM5 161H8V162H5ZM32 161V162H31ZM50 161H52L50 163ZM58 161V162H57ZM164 161V162H163ZM11 163V165H8L6 163ZM15 162V163H14ZM55 162V163H54ZM60 162V163H59ZM50 163V164H49ZM4 164V165H3ZM16 164V165H15ZM57 164V165H56ZM61 164V165H60ZM66 164V165H65ZM161 164V165H160ZM3 165V166H2ZM6 165V166H5ZM14 165V166H13ZM59 165V167H58ZM64 165V166H63ZM17 166V167H16ZM22 166V167H21ZM52 166V167H51ZM63 168H62V167ZM68 166V168L66 167ZM2 167H4L2 169ZM7 167L6 171L5 168ZM33 167V168H32ZM37 167V168H36ZM46 169H45V168ZM49 167V168H48ZM13 168V169H12ZM20 168V169H19ZM26 168V170H28V172L26 170H24ZM67 168V169H66ZM146 168V167H145ZM19 169V170H18ZM38 169V172L36 171ZM60 169H62V172L60 173H57V171H61ZM167 169V170H166ZM173 169V170H172ZM21 171L22 172H18V171ZM42 170V171H41ZM47 170V171H45ZM70 170V171H69ZM140 170V171H139ZM10 171H14L13 173L10 172ZM25 171L27 173H25ZM36 173H34V172ZM51 173H50V172ZM139 171V172H138ZM146 171V169H145ZM172 171V172H171ZM18 172V173H16ZM24 172V173H23ZM72 173V175L70 173ZM87 172V173H86ZM21 175H17V174H20ZM23 173V174H22ZM32 173V174H31ZM48 173V174H47ZM53 173V174H52ZM66 173V175H65ZM69 173V175H68ZM179 173V174H178ZM11 174V175H9ZM16 174V175H13ZM26 174V175H24ZM58 176L56 177L55 176ZM60 174V175H59ZM64 175V178H69L70 176V179L72 180H69V179H66V182L65 181V184H66V188L64 190H62V188L60 187V183L62 181V178H59V177H63L61 175ZM82 174H84L83 176H81ZM139 174V175H138ZM142 176H141V175ZM151 175V177L147 176L146 175ZM9 175V176H8ZM41 175V176H39ZM54 175V177L52 176ZM86 175V176H85ZM143 175L146 177V178H149L148 180L144 177ZM173 175V176H171ZM30 176V177H29ZM32 176V177H31ZM47 176V177H46ZM78 176V177H77ZM85 176V177H84ZM141 176V177H140ZM4 177V178H3ZM6 177V178H5ZM16 177V178H15ZM21 177H22V180H21ZM45 177V178H44ZM72 177V178H71ZM82 180H81V178ZM88 177V179L86 178ZM91 177V179H90ZM175 177V178H174ZM24 178V179H23ZM59 178V179H58ZM76 178V179H75ZM80 178V179H79ZM177 178V179H176ZM183 178V179H182ZM20 179V181L18 180ZM26 179V180H25ZM30 179V180H29ZM129 181H133L134 182V179L132 177V175L129 176ZM145 181H143V180ZM154 179V180H153ZM188 179V181H187ZM4 180V181H3ZM18 180V181H17ZM49 180V181H48ZM52 180V181H50ZM77 180V181H76ZM87 180V181H86ZM153 180V181H151ZM185 180V181H184ZM23 181V182H22ZM44 181V182H43ZM81 181L80 183L81 184V187L80 189H78V191L76 190H72L71 188V184L74 183V182H78ZM141 181V182H140ZM143 181V183H142ZM175 181V183H174ZM22 182V183H21ZM50 182V183H49ZM70 182V183H69ZM88 182V183H86ZM152 183V187L149 186L151 185ZM153 182H154V186L153 185ZM178 182V183H177ZM186 182V183H185ZM9 183V184H8ZM32 183V184H31ZM52 183V184H51ZM86 183V185L84 184ZM145 183V184H144ZM35 184V185H34ZM49 184V185H48ZM68 184V185H67ZM70 184V185H69ZM143 184V185H142ZM148 184V185H147ZM159 184V183H158ZM15 185V186H14ZM19 185V186H18ZM47 185V187L45 188V186ZM51 185V186H50ZM56 185V188L55 186ZM145 185V186H144ZM3 186V187H2ZM8 186V187H7ZM10 186V187H9ZM24 186V187H23ZM58 186V188H57ZM147 186V188H146ZM181 186V187H180ZM29 187V188H27ZM50 187V188H49ZM150 187V188H149ZM169 187V186H168ZM18 188V189H17ZM26 188V189H25ZM48 188V189H47ZM59 188H60V191H59ZM179 188V189H178ZM33 189V190H32ZM47 189V190H46ZM53 189V190H52ZM82 189V190H81ZM86 189V188H85ZM4 190V191H3ZM12 190V191H11ZM18 190V191H17ZM31 190V191H30ZM44 190V191H43ZM55 190V191H54ZM62 190V191H61ZM69 190V192H67ZM150 190V191H149ZM178 190V191H177ZM27 191V192H26ZM57 191V192H56ZM66 191V192H65ZM75 191V192H74ZM142 191V192H141ZM29 192V193H28ZM51 192V193H50ZM53 192V193H52ZM56 192V194H55ZM71 192V193H70ZM81 192V194L78 195V193ZM150 192V193H149ZM5 193V194H4ZM7 193V194H6ZM13 193V194H12ZM16 193V194H15ZM18 193V194H17ZM64 193V194H63ZM78 196L75 198L73 197V194ZM150 195H149V194ZM171 193V194H170ZM59 194V196H58ZM66 194V195H65ZM142 194V195H141ZM145 194V196H144ZM148 194V195H147ZM175 194V195H174ZM3 195V196H2ZM7 195V196H6ZM37 195V196H36ZM63 195V196H62ZM72 195V196H71ZM147 195V196H146ZM175 196L174 198H169L171 196ZM180 195V196H178ZM6 196V197H5ZM9 196V197H8ZM26 196V197H25ZM33 196V197H32ZM51 196V197H50ZM67 196V197H66ZM85 196V197H84ZM141 197H147L145 199L142 198L141 200ZM22 197V198H21ZM46 197V198H45ZM48 197V198H47ZM50 197V198H49ZM63 197V198H62ZM65 197V198H64ZM84 197V198H82ZM7 200H6V199ZM35 198V199H34ZM40 198V199H39ZM56 198V199H55ZM60 198V199H59ZM70 198V199H69ZM78 200H77V199ZM81 198V199H80ZM152 202L154 203H151V200ZM167 198V199H166ZM178 200H177V199ZM38 201H37V200ZM51 199V200H50ZM55 199V200H54ZM66 199V200H64ZM75 199V200H74ZM83 199V200H82ZM146 199H148L146 201ZM160 199V200H159ZM173 199V200H172ZM3 200V201H2ZM6 200V201H5ZM10 201L11 204H13L15 207L17 208H20V210H24L22 211L20 214H17L15 211H11L10 208H6L5 205H3L1 202H4V204L7 202V201ZM27 200V201H26ZM42 200V201H41ZM77 200V202H76ZM81 202H80V201ZM146 202H145V201ZM165 200V202H164ZM14 201V202H13ZM29 201V202H28ZM60 201V202H59ZM69 201L71 203H75L76 202V205L69 203ZM149 201V202H148ZM168 201V202H167ZM13 202V203H12ZM68 202V203H67ZM80 202V203H79ZM145 202V203H144ZM148 202V203H147ZM161 202V203H160ZM180 202V203H179ZM15 203V204H14ZM22 203V204H21ZM30 203V204H29ZM64 203V205H63ZM67 203V204H66ZM159 203V204H158ZM168 203V204H167ZM174 203V204H173ZM17 204V206H16ZM41 204V205H40ZM48 206H47V205ZM62 204V205H61ZM67 206H66V205ZM71 206H69V205ZM80 204V205H78ZM145 204V205H144ZM152 206H151V205ZM166 204V206H165ZM20 205V206H19ZM55 205V206H54ZM73 205L75 208H73ZM77 205L80 207L79 209L77 208ZM144 205V206H143ZM5 206V207H4ZM19 206V207H18ZM23 206V207H22ZM31 206V208H30ZM62 206V207H61ZM69 206V208H68ZM146 206V207H145ZM148 206V207H147ZM151 208H150V207ZM154 206V207H153ZM65 207L69 210H64ZM182 207V208H181ZM5 210H3V209ZM24 208V209H23ZM37 208V209H36ZM41 208V209H40ZM60 208V209H59ZM71 208H73V210H71ZM146 208V209H144ZM150 208V209H149ZM171 208V209H170ZM179 208V209H178ZM2 209V210H1ZM9 211H8V210ZM49 209V210H48ZM53 209V210H52ZM64 212H67V213H63V210ZM139 209H142L141 211ZM148 209V210H147ZM29 210H31L30 212L31 213H28ZM62 212H61V211ZM145 210V211H144ZM25 211L27 213H25ZM49 211V212H48ZM63 214H59L60 212ZM75 211L77 214L75 215H72L74 214ZM78 211V212H77ZM143 211V212H142ZM47 212V213H46ZM140 212V213H139ZM142 212V214H141ZM147 214H146V213ZM6 213H7V217H6ZM15 213V214H14ZM71 213V215L69 214ZM4 214V216H3ZM17 214V215H16ZM23 214V215H22ZM29 214V215H28ZM68 214V217L67 215ZM134 214V215H133ZM137 214V216L135 217V215ZM140 214V215H139ZM167 214V215H166ZM20 218H19V216ZM65 215V216H64ZM69 215L71 216V218L69 217ZM204 218H203V216ZM16 216V217H15ZM22 216V218H21ZM59 216H63V217H59ZM77 216H78V220H77ZM131 216V217H132ZM138 216L140 218H138ZM149 216V217H148ZM7 218V222L4 221L6 220ZM12 217V218H11ZM25 217V218H23ZM27 217V218H26ZM30 217V218H29ZM73 217V218H72ZM145 217V219L143 220V218ZM161 217V218H160ZM163 217V218H162ZM5 218V219H4ZM37 218V219H36ZM62 218V219H61ZM66 221H65V219ZM69 218H70V221H69ZM137 218V219H136ZM203 218V219H202ZM236 218V219H234ZM3 219V220H2ZM68 219V221H67ZM72 219V220H71ZM75 219H76V223L75 224ZM81 219V221H80ZM142 219V220H141ZM165 219V220H164ZM241 220V221H236L235 220ZM20 220V221H19ZM27 220V221H26ZM36 220V221H35ZM39 220V221H37ZM62 220H64V225L62 224ZM131 220V221H130ZM138 220V221H136ZM198 220V221H197ZM3 221V222H2ZM9 221V223H8ZM73 221V222H72ZM5 222L7 224H5ZM18 222V223H16ZM24 222V223H23ZM35 222V224H33ZM68 222V223H67ZM72 222V223H71ZM80 222H81V226L83 227V229L80 227ZM128 222H130L128 224ZM137 222V223H136ZM146 222V223H145ZM242 222H244L242 224ZM22 223V224H21ZM29 223V224H28ZM141 225H140V224ZM236 225L239 223L241 226H239L242 230H243V236L241 234V229L239 232H237V230H239V228H234V225ZM17 224V225H16ZM84 224V226L82 225ZM133 224V225H132ZM154 224V225H153ZM233 224V225H232ZM11 225V227H10ZM68 225V226H67ZM127 227V229L125 228V226ZM146 225V226H145ZM6 226H9V227H6ZM24 226V227H23ZM62 226V227H61ZM72 226V227H71ZM77 226H79V229H81L80 231H76L77 229ZM90 228H89V227ZM142 226V227H141ZM233 226V227H232ZM23 227V229H22ZM70 227V228H69ZM76 227V228H75ZM113 231V234L114 232L116 234H112L111 232V229ZM113 227V228H112ZM115 227H120L119 230L118 228L116 229ZM236 227V226H235ZM6 228V229H5ZM9 228V230H8ZM10 228H11V231H10ZM88 228V229H86ZM107 228V229H106ZM115 228V229H114ZM129 228V229H128ZM143 228V229H141ZM233 228V229H232ZM22 229V230H21ZM63 229V230H61ZM88 231V234H87V231ZM114 229V230H113ZM149 229V230H148ZM237 229V230H236ZM75 230V231H74ZM118 230V231H116ZM129 230V231H128ZM132 230V232L130 231ZM145 230V231H143ZM232 230V231H231ZM236 233H235V231ZM248 230V231H246ZM251 230V231H250ZM20 231V232H19ZM78 234H75L74 232ZM83 231V232H82ZM122 231V232H121ZM138 231L139 234H138ZM143 231V232H142ZM223 231V232H222ZM231 231V232H230ZM245 231V232H244ZM251 233H250V232ZM7 232V233H6ZM11 232V233H10ZM79 232V233H78ZM86 232V233H85ZM92 232V233H91ZM121 232V234H119ZM136 232V235L135 233ZM222 232V233H221ZM254 232V233H253ZM33 233V234H32ZM118 233V234H117ZM134 233V234H133ZM229 235H228V234ZM240 233V234H238ZM82 234V235H81ZM83 234H84V237H83ZM85 234H87V237L85 236ZM94 236V239L92 241V235ZM112 234V235H111ZM141 234V235H140ZM221 234V235H220ZM227 234V235H226ZM245 234V235H244ZM13 235V236H12ZM16 235V236H15ZM75 235V236H74ZM81 235V236H80ZM91 235V236H90ZM127 235L129 237H127ZM134 235V236H133ZM156 238H155V236ZM219 235V236H218ZM234 235V236H233ZM237 238L235 239L236 242H238L239 240V245L241 243V247L240 246H237L236 245V242H234L235 240L233 238H235L236 236ZM239 235V237H238ZM24 236V237H23ZM33 236V237H32ZM50 236V237H49ZM91 240H90V238ZM213 236V237H212ZM242 236V237H241ZM246 236V237H245ZM10 237V238H9ZM42 237V238H41ZM81 237V238H80ZM85 242H84V239H86ZM97 237V239H96ZM115 237V238H114ZM135 237V238H134ZM151 237V239H150ZM222 237H224L222 239ZM227 237V238H226ZM251 237V238H250ZM16 238H17V241H16ZM42 240H41V239ZM68 238V239H67ZM108 238V239H107ZM110 238V239H109ZM132 238V240H131ZM134 238V239H133ZM138 238V239H137ZM241 238V239H240ZM249 238V239H248ZM257 238V239H256ZM11 239V240H10ZM83 239V240H81ZM119 239V240H118ZM126 239V240H125ZM173 239V241L171 240ZM228 239V241H227ZM14 240V241H12ZM23 240V241H22ZM40 240V241H39ZM89 240V241H88ZM98 240V241H96ZM122 240V241H121ZM146 240V242H145ZM175 240V241H174ZM210 240V241H209ZM212 240V241H211ZM215 240V241H214ZM220 240V241H219ZM227 241V243L225 242L224 245L225 246H228V248L226 250L228 251H224L223 248H226L224 245H223V241ZM232 240V242H231ZM242 242H241V241ZM244 240V241H243ZM249 240V241H248ZM101 241V242H99ZM103 241V242H102ZM144 241V242H143ZM148 241V242H147ZM158 241V242H157ZM230 241V243H229ZM255 241V242H254ZM18 242V243H17ZM20 242V243H19ZM89 242V243H88ZM98 242V244L96 243ZM153 242V243H152ZM211 242V243H209ZM92 243V244H91ZM94 243V244H93ZM96 243V244H95ZM101 243V244H100ZM251 243V244H250ZM34 244V245H33ZM81 244V245H80ZM102 245V247L99 246ZM120 244V243H118ZM138 246H137V245ZM178 244V245H177ZM207 244V245H205ZM219 244L221 246H219ZM230 244V245H229ZM234 246H233V245ZM249 247H247V245ZM80 245V246H79ZM98 245V246H97ZM135 245V246H134ZM149 245V246H148ZM259 245H260V248H259ZM65 246V247H64ZM221 248H219V247ZM230 246V247H229ZM231 246L234 247V248H238V252L236 253H233L232 248L231 249ZM237 246V247H236ZM245 246V247H244ZM20 247V248H19ZM80 247V248H79ZM82 247V248H81ZM95 247L97 248V250L95 249ZM125 247V248H124ZM133 247V249L131 250V248ZM139 247V248H138ZM177 247V248H176ZM202 247V248H201ZM213 249H211V248ZM244 247V249H243ZM252 247H254L252 249ZM16 248V249H15ZM29 248V249H28ZM87 248V250H86ZM91 248V249H90ZM102 248H104V250L102 251ZM218 248L221 250V252L218 250ZM240 248H242L240 250ZM263 248V249H262ZM64 249V250H63ZM129 249V251H128ZM191 249V250H190ZM246 249V250H245ZM249 249V250H248ZM4 250V251H3ZM26 250V251H25ZM83 250V251H82ZM92 250V251H91ZM95 250H96V254H95ZM127 250V251H126ZM137 250L138 253L140 254H137V252L135 253V251ZM246 252H245V251ZM251 250V251H250ZM14 251V252H12ZM16 251H17V254H16ZM89 251H91L89 253ZM100 251V253H98ZM140 251V252H139ZM171 251V252H170ZM181 251V252H180ZM232 251V253H231ZM250 251V252H249ZM257 251V252H255ZM5 252V254L3 255V253ZM31 252V253H30ZM79 252V253H78ZM102 252V254H101ZM130 252V255L129 253ZM134 252V254H132ZM142 252H145V253H142ZM226 252V253H224ZM244 252V253H243ZM252 252V253H251ZM13 253V254H12ZM62 253V254H61ZM65 253V254H64ZM87 253V254H86ZM89 253V254H88ZM92 253V254H91ZM199 253V254H198ZM220 253V254H219ZM251 253V254H250ZM262 253V255L260 254ZM10 254V255H9ZM27 254V255H26ZM32 256H31V255ZM148 254V255H147ZM219 256H218V255ZM224 256H223V255ZM234 254V255H233ZM258 254V255H257ZM16 255V256H15ZM62 255V257H61ZM65 255V256H64ZM88 255V256H87ZM117 255V257H116ZM115 256L113 257H116L115 260L113 261L114 264H121L120 261H119V256L118 254L116 253ZM135 257H134V256ZM178 255V256H177ZM185 257H184V256ZM192 255V256H191ZM226 255V256H225ZM233 255V256H232ZM252 255H257L256 257L252 256ZM93 256V257H91ZM101 256V257H100ZM104 256V257H103ZM133 256V257H132ZM188 256V257H187ZM194 256V257H193ZM199 256V257H198ZM219 258H218V257ZM225 257V258H222V257ZM229 256V257H227ZM3 257V258H2ZM15 257V258H14ZM29 259V260H26L25 259ZM89 257V258H88ZM95 257H98L100 258V260L98 258L95 259ZM103 257V258H102ZM191 257V258H189ZM227 257V258H226ZM232 257H234L235 259H233ZM239 257H242L244 260H242V258H239ZM250 257H252V259L250 260ZM254 257V258H253ZM260 257V258H259ZM262 257V259H261ZM19 258V259H18ZM60 258V259H59ZM64 258V259H63ZM81 259V262H80V259ZM132 258V259H131ZM134 258V259H133ZM194 258V259H193ZM229 258V259H228ZM235 260V261H232V259ZM237 259H240V260H236ZM257 258L261 259V260H257ZM6 259V261L4 260ZM21 259V260H20ZM24 259V260H22ZM69 261H67V260ZM92 259V260H90ZM102 259V260H101ZM105 259V260H104ZM138 262H137V260ZM176 259V260H175ZM249 259V260H248ZM59 260V261H58ZM71 260V261H70ZM88 260V261H87ZM90 260V261H89ZM98 260V261H97ZM105 262H104V261ZM131 260V261H130ZM133 260L135 262H133ZM141 260V261H140ZM146 260V261H145ZM208 260V261H207ZM228 262H226V261ZM230 260L232 262H230ZM10 261V263L8 262ZM22 261V262H21ZM63 261V262H62ZM83 261V262H82ZM87 261V262H86ZM118 261V263L116 262ZM130 261V262H129ZM143 261V262H142ZM240 261H243L242 263ZM211 262V263H210ZM235 262V263H234ZM109 263V262H108ZM246 263V264H248ZM249 263V264H251ZM17 264V263H16Z\"/></svg>",
    "mask_w": 264,
    "mask_h": 264
},
{
    "label": "bare ground",
    "instance_id": "bare-ground-1",
    "mask_svg": "<svg viewBox=\"0 0 264 264\" xmlns=\"http://www.w3.org/2000/svg\"><path fill=\"white\" fill-rule=\"evenodd\" d=\"M2 1V0H1ZM6 1V0H5ZM7 1H11V0H7ZM20 1H22V0H20ZM42 1H44V0H42ZM55 1V0H54ZM73 1V0H72ZM77 1V0H76ZM89 2L90 3V1L92 2V4L91 5H93V0H79V5H78V2L75 4V5H73V4H71L70 5V9H71V6H72V10H69V14L67 15V13H68V11H67V9H68V6H69V4H68V6L65 4V6H67L66 7V11H67V13H65V14H63L64 16L62 17V13L61 12H56L57 14L58 13H61L60 15V17H62L63 19H61V21L62 20H64V19H66V17H67V19L65 20V22H63L62 24H64L65 23V25L63 26L62 24H60L61 22L59 21V24L60 25H62V27H64V31H65V35L66 36H69V34H70V32H71V34L73 35V37H72V40H71V42L69 41V43H70V45H68V40H67V45L65 44L64 46H66V47H68V59L67 60H69V62L67 63V62H65V60L64 61H62V62H65L66 64H67V66H68V68H67V70H65V77L63 78H61L59 75H60V73H62L61 72V70H63V67H62V69H60L59 70V75L58 76H56L57 74V71H58V68H55V65H56V67H61V64H62V66H65V65H63V64H65V63H61V61H60V58L58 59L59 61H60V66H57L58 64H56L58 61L56 60V58L57 57H59L60 56V54H59V56H58V54L55 52H53V50H52V44H51V46H50V44H48L49 42L50 43H52V41L51 40H48L47 39V41H49V42H47V41H44L45 39L43 38L44 37V35H46L45 33L47 32H49L51 29V26H52V24H51V26H49V24L50 23H48V22H46L47 23V25L48 26H46L45 24H44V26H46V27H49V29H47V30H49V31H44V35H43V37H40V35L41 34H43V33H38V35L37 34H35L36 33V31L38 32L39 31V28H40V30H42V29H44L45 27H43L42 25H43V23H40L41 24V26L43 27H38V28H36L35 30L34 29H32V27H31V29L32 30H34L35 32H34V34H32V37L34 36V35H36V36H38V37H35L36 39L37 38H42V39H40V40H36V41H33V40H31L32 42H30V40L29 41H27L26 43L28 44L29 42V44L27 45V46H22V45H20V44H23V43H20V44H12L11 42V45L10 44H8V45H10V46H8L6 43H5V39H8V38H5L4 39V34L2 35V34H0V46H1V44L5 47V49L4 50H2L3 52H4V59H6V58H9V57H11V58H13L14 60H15V64L17 65V66H19L20 68H22V75L21 76H23L22 78H26V80H27V77L29 78V80H31L32 82H35V80H36V84H37V79H39V81L41 82H45V83H47V84H49L50 86H56L57 87V85L59 86V87H61V89L63 90V91H61V92H64V96L62 95V94H60V93H58L56 90L59 88H56V87H54V89L55 90H52L53 89V87L51 88V90H49L48 88L46 89V93H44V94H48L49 92H47L48 90L51 92H55L56 93V95L57 94H60V96L62 95L63 97H64V99L62 100V99H60V101L58 100V104L57 105H55V107H54V105H50V106H53L54 107V109L56 108V110H57V112H59L61 115H63V116H65V117H63V118H68L69 119V122L71 121L72 122V124H69V122H68V125H70L71 126V129H70V135H68V137L66 138L65 136H67V134L69 133H67V134H65V136L64 135H62V137L59 139V141L57 142V141H55V142H57L56 144H54V148L52 149V154H51V157H52V155L54 154V156H56V157H58L59 159H60V161L61 162H63V163H65V162H69L70 161V164H71V167H72V169H70L71 171L73 170V172H74V174L76 175V172L77 171H82V170H86V171H88L89 173H90V175H93V180L91 181V183L89 184L88 182H86V183H88L89 185H86V183H84L85 185H86V189L84 188L83 189V192L85 191V190H87V188H89L88 190H91V195H90V197L86 200V202H85V204L81 207V210L79 211V218H81L82 219V221H84V222H86V223H88V225L90 224L91 225V227L92 228H90L89 226V231H92L93 230V234L95 233V236H97V235H99V236H101V234L103 235V236H107L106 235V233L104 232V227H109L110 225H115V226H117V225H120L121 226V228L123 227V223H125L126 221H124V219L123 218H127L125 215L128 213V212H130V211H132L131 213H133L134 211H136L138 208H140V206L142 205L140 202L141 201H139V194H140V192H138V190L141 188H143V187H141V185H140V183H139V186H140V188L138 189V181H139V177L137 178V170H136V168H137V166H139V165H141V166H144V169H143V171H144V173H146L147 172V170H149V168H151V169H153L152 171H150V172H147V173H151V174H154V172H156L157 174V176H159V180L160 181H157V183L155 182V184H157V186H159V187H162V189H161V191L159 192L157 189L158 188H155L154 189V187L153 188H151V191H152V193H150V194H153V195H150L149 193V195L150 196H155V198L157 199L158 197H162V194L164 195L167 191H168V189H170L171 187H170V185H169V182H168V179L165 177V174H164V171H163V169L158 165V164H156V163H154L152 160H150L151 158V156H150V154H152V151H149V148H148V144H149V142L150 143H152L153 142V140L151 141V138H150V135H151V133H152V131H150L151 133L149 134V130L147 131L148 133H145V130H142V125L140 124V127L138 126L139 125V122H140V120H142V122L145 120L146 121V119L148 118H150V120H151V115H149V111L147 112V110L146 109H149L150 111H151V113L152 112H155V111H159V108H158V106L155 104V105H149V106H151V107H149V106H146L145 107V104H143L142 102H141V99H142V97H146L145 95L147 94H149V93H145V95L144 96H142V97H140V91H138L135 87H134V84L133 85H131V83H130V76H129V74H128V72L127 71H130V72H132L131 70H133V69H131V70H129V69H125V66H128L127 64L124 66L123 64H122V60H119L118 58L120 57V56H118V55H120V53L117 55V56H115L114 54H110L109 53V50H112L113 48H115L116 46H117V41H115V39L116 38H113V34L115 35V33H112V30L114 29H112V30H110L111 28H112V26L110 27V29H109V27H107L106 25H102V23H101V20H99L100 21V23H101V25L99 24V22L97 21V19H100V17H101V15H103L105 12H103V13H101V15H100V13L98 12V14H99V18H96V17H98V16H96V15H92L91 16V13H90V16L89 17H91V18H89L88 19V17L86 16L87 15V12H86V10L87 9H90L89 8V5L88 6H86V2ZM95 2H100L101 0H94ZM103 1H105V0H103ZM113 1V0H112ZM115 1V2H114ZM113 2L114 3H116L115 4V6L116 7H118V4L120 5V3L123 1V5L121 6V7H123V10L122 11H125V9H126V7L128 6V0H114ZM145 1V0H144ZM147 1V0H146ZM157 1L158 0H150V3L152 4V7H153V9H154V15L155 16H158V11H156V8H157ZM168 1V0H167ZM170 1V0H169ZM179 1H181V0H179ZM254 0H252V1H250V0H193V2H194V5L195 4H198V6H200V12L201 13H203L204 15L205 14H207V18H208V16H209V14L212 12V14L214 15V16H216L218 19V21H231V20H235L238 24H239V26L238 27H240V29L242 30V32L245 34V37H246V45L248 44V51H249V48L251 47L250 45H252L253 46V43H254V41H255V33H254V30L257 28L258 29V27L259 26H264V20H262L261 21V19H256L255 17H251V16H249V9L251 10L252 9V11H255L254 9L255 8H250L251 6H253V2ZM256 1V0H255ZM258 1V0H257ZM16 1H14V3H15ZM24 2V1H23ZM31 2V1H30ZM30 2H28V3H30ZM34 2H36V1H34ZM46 2V1H45ZM50 2H51V0H50ZM53 2V1H52ZM74 2V1H73ZM111 2V1H110ZM133 2V1H132ZM148 2V1H147ZM163 2H164V0H163ZM166 2V1H165ZM173 2V1H172ZM184 2V1H183ZM190 2H191V0H190ZM190 2L188 1V3L190 4ZM12 3V2H11ZM17 3V2H16ZM15 3V4H16ZM37 3V2H36ZM38 3H40L39 1H38ZM72 3V2H71ZM106 3H108L109 4V1L108 2H106ZM114 3H111L112 5L114 4ZM140 3V2H139ZM160 3H162V2H160L159 1V4ZM178 3V2H177ZM176 3V4H177ZM187 3V2H186ZM187 3V4H188ZM9 3H7L6 2V7H8L9 5H8ZM14 4V5H15ZM18 4H19V1H18ZM18 4H17V6H18ZM31 4H33V2L31 3ZM44 4V3H43ZM54 4V6H55V3H53ZM52 4V5H53ZM96 3H94V7L96 6L95 5ZM108 4H106L107 6H109ZM138 4V3H137ZM141 4V3H140ZM166 4V3H165ZM164 4V5H165ZM174 4V3H173ZM173 4H171L172 6H173ZM185 4V3H184ZM254 4H256V3H254ZM5 5V3L4 2H0V9L1 8H3V6ZM8 5V6H7ZM14 5H11V6H14ZM22 5H25V4H22ZM41 5V4H40ZM45 5H46V3H45ZM51 5V4H50ZM99 5V4H98ZM102 4L100 3V7H103V6H101ZM103 5H105V2H104V4ZM106 5H105V7H106ZM139 5V4H138ZM142 5V4H141ZM144 5V4H143ZM147 5V4H146ZM162 5V4H161ZM178 5V4H177ZM257 5V4H256ZM37 6H39V5H37ZM115 6L112 8V6H110L111 8V10L113 11V9H117V8H115ZM131 6V5H130ZM181 6V5H180ZM183 6H186V5H183ZM188 6V5H187ZM192 6V7H191ZM191 6L189 5V7H191V8H193V4H191ZM5 7V6H4ZM22 8H23V6H21ZM20 7V8H21ZM26 8H27V5L25 6ZM58 7H59V5H58ZM86 7H87V9H86ZM94 7L92 8V9H94ZM134 7V6H133ZM138 7V6H137ZM136 7V8H137ZM146 7V6H145ZM149 7V6H148ZM147 7V8H148ZM168 7V6H167ZM188 7V9H190ZM195 7V6H194ZM258 7V6H257ZM11 8V7H10ZM14 8V7H13ZM21 8V9H22ZM25 8V9H26ZM32 8H34V7H32ZM40 8V7H39ZM96 8V7H95ZM97 8H98V6H97ZM96 8V9H97ZM109 8V7H108ZM129 8V7H128ZM135 8V9H136ZM175 8V7H174ZM19 9V8H18ZM30 9V8H29ZM38 9V8H37ZM37 9H35L36 11H37ZM46 9V8H45ZM43 10V8H42V10L43 11H46V10ZM64 9V8H63ZM99 9V8H98ZM97 9V10H98ZM102 9H104V8H102ZM106 10H108V14L110 13V10L109 9H107V8H105ZM119 9H121V8H119ZM118 9V10H119ZM138 9V8H137ZM153 9H150V10H153ZM161 9H163V7L162 8H160V10ZM186 9V8H185ZM194 10L196 9V8H193ZM199 9V8H198ZM257 9V8H256ZM259 9V8H258ZM262 9V8H261ZM261 9H260V12H262L261 11ZM5 10H7V8L6 9H4V11ZM9 10H10V12H11V10H13V9H9L8 8V12H9ZM16 11H17V8L15 9ZM14 10V11H15ZM33 10V9H32ZM54 10V9H53ZM60 10V9H59ZM61 10H62V8H61ZM91 10V9H90ZM89 10V11H90ZM95 10V9H94ZM94 10H92V11H94ZM96 10V11H97ZM141 10V9H140ZM145 10V9H144ZM146 10H148L149 11V9H146ZM145 10V11H146ZM165 10V9H164ZM182 10H183V7H182ZM187 10V9H186ZM197 10V9H196ZM263 10V9H262ZM1 12H3L2 10H0ZM19 12H20V10H18ZM21 11H24V13H25V10L24 9H22ZM38 11H39V9H38ZM47 11H48V9H47ZM55 11H57L56 9H55ZM63 11V10H62ZM66 11H63V13L64 12H66ZM95 11V12H96ZM102 11V10H101ZM100 11V12H101ZM111 11V12H112ZM116 11V10H115ZM127 11V10H126ZM136 11V10H135ZM139 11V10H138ZM147 11V12H148ZM163 11V10H162ZM167 11V10H166ZM190 11V10H189ZM198 11V10H197ZM251 11V12H252ZM5 12H7V11H5ZM4 12V13H5ZM7 12V13H8ZM10 12H9V15H10ZM27 12V11H26ZM33 12H34V10H33ZM51 12H52V10H51ZM91 12V11H90ZM114 12V11H113ZM131 12V11H130ZM137 12V11H136ZM147 12L145 13V15L147 14ZM151 13H152V11H150ZM164 12V11H163ZM183 12V11H182ZM185 12V11H184ZM188 12V11H187ZM196 12V11H195ZM256 12V11H255ZM254 12V13H255ZM4 13H3V17L6 15H4ZM12 14H14L13 12H11ZM17 13V12H16ZM23 13V12H22ZM20 14V16H19V14L18 15H16V18H17V20H19V18L21 17V15H22V17H24L23 16V14ZM35 13V12H34ZM38 13V12H37ZM40 13H42L41 12V9H40ZM89 13V12H88ZM97 13V12H96ZM120 13H122L123 14V12H120ZM119 13V14H120ZM186 13V12H185ZM191 13V12H190ZM190 13H188L189 15H190ZM253 13V14H254ZM258 13V12H257ZM257 13H255V14H257ZM0 14H2V13H0ZM36 14V13H35ZM51 14V13H50ZM52 14H55L54 13V11H53V13ZM93 14V13H92ZM97 14V15H98ZM107 14V15H108ZM113 13H111V15H112ZM117 13L115 12V15H116ZM183 14V13H182ZM197 14V13H196ZM195 13H194V16L196 15ZM263 14V13H262ZM26 15V14H25ZM28 15H29V13H28ZM59 15V14H58ZM105 15V14H104ZM106 15V16H107ZM144 15V16H145ZM148 15V14H147ZM170 15V14H169ZM185 15H187V14H185ZM188 15V16H189ZM191 15H192V13H191ZM191 15L189 16V19H190V17H191ZM212 15V16H213ZM258 15H259V13H258ZM260 15H261V13H260ZM259 15V16H260ZM1 16V15H0ZM8 16V15H7ZM40 16V15H39ZM38 16V17H39ZM45 16V15H44ZM54 16V15H53ZM66 16V17H65ZM113 16V15H112ZM120 16V15H119ZM129 16V15H128ZM143 16V15H142ZM149 16V15H148ZM168 16V15H167ZM187 16V17H188ZM211 15H210V18L212 17ZM2 17V18H3ZM6 17V16H5ZM4 17V18H5ZM14 17V16H13ZM103 17H105V16H103ZM102 17V18H103ZM108 18H109V15L107 16ZM114 17V16H113ZM123 17V16H122ZM139 17V16H138ZM141 17V16H140ZM154 17V16H153ZM166 17V16H165ZM198 17V16H197ZM201 18H202V16H200ZM16 18H15V24H18L17 22L18 21H16ZM41 18V17H40ZM44 18V17H43ZM111 18V17H110ZM109 18V19H110ZM117 18H118V16H117ZM136 18V17H135ZM146 18H149V17H146ZM152 18V17H151ZM185 18H186V16H185ZM194 18V17H193ZM201 18H200V20H201ZM213 18V17H212ZM259 18V17H258ZM261 18V17H260ZM12 19V18H11ZM60 19H56L55 18V20H60ZM107 19V18H106ZM106 19H105V21H106ZM115 19V18H114ZM113 18H112V20L111 21H113L114 20ZM122 19V25H123V18H121ZM161 19V18H160ZM167 19V18H166ZM8 20V19H7ZM22 20V19H21ZM38 20V19H37ZM94 20V21H93ZM103 20H104V18H103ZM117 19H115V21H116ZM149 20H150V18H149ZM167 20H169V18L167 19ZM191 20V19H190ZM204 20V19H203ZM211 20V19H210ZM215 20V19H214ZM213 20V21H214ZM260 20V21H259ZM1 21H2V19H1ZM12 21H13V19H12ZM12 21H10V22H12ZM81 21H82V24H81ZM98 22V24H95V23H93V22ZM107 23H109V20L107 19ZM125 21V20H124ZM152 21V20H151ZM173 21H175V20H173ZM187 21V20H186ZM196 21V20H195ZM212 21V20H211ZM32 22V21H31ZM44 22V21H43ZM120 22V21H119ZM131 21H129V23H130ZM133 22V21H132ZM142 21H140V23H141ZM148 22V21H147ZM155 22H158V21H156L155 20ZM172 22V21H171ZM170 22V23H171ZM179 22V21H178ZM188 22V21H187ZM191 22H193V21H191ZM201 22H202V20H201ZM200 22V23H201ZM209 22V21H208ZM1 23V22H0ZM8 23V22H7ZM6 23V24H7ZM13 23V25H14V21L12 22ZM11 23V24H12ZM34 23V22H33ZM32 23V24H33ZM54 23H56V22H54ZM112 23L113 22H111L109 25H112ZM116 23V22H115ZM153 23V22H152ZM159 23V22H158ZM165 23H167V22H165ZM173 23V22H172ZM174 23H176V22H174ZM211 23V22H210ZM215 23V22H214ZM213 23V24H214ZM219 23V22H218ZM223 23V22H222ZM10 24V23H9ZM31 24V25H32ZM36 24V23H35ZM34 24V25H35ZM39 24V23H38ZM59 24H57V25H59ZM103 24H106V22L105 23H103ZM119 24V23H118ZM143 24V23H142ZM202 24H204V22L202 23ZM8 25V24H7ZM6 25V26H7ZM20 25V24H19ZM23 25V24H22ZM27 26H28V24H26ZM30 25V24H29ZM34 25H32V26H34ZM54 25V24H53ZM60 25L58 26V27H60ZM120 25V24H119ZM118 25V26H119ZM136 25V24H135ZM148 25V24H147ZM150 26H153L154 27V25H156V24H149ZM161 25V24H160ZM184 25V24H183ZM187 25V24H186ZM212 25V24H211ZM215 25V24H214ZM218 25V24H217ZM221 25V24H220ZM36 26V25H35ZM34 26V27H35ZM39 26V25H38ZM55 26H56V24H55ZM55 26H53V27H55ZM115 26V25H114ZM121 26V25H120ZM130 26H131V24H130ZM139 26H140V24H139ZM143 26V25H142ZM157 26H158V24H157ZM162 26L164 27V25L162 24ZM170 26H172L171 24H170ZM180 26V25H179ZM190 26V25H189ZM192 26V25H191ZM222 26V25H221ZM16 27V26H15ZM23 27V26H22ZM26 27V26H25ZM37 27V26H36ZM57 27V28H58ZM122 27V26H121ZM163 27H162V30H164L163 29ZM174 27H175V24H174ZM173 27V28H174ZM204 27V26H203ZM206 27V26H205ZM207 27H209L208 25H207ZM211 27V26H210ZM213 28L212 29H214V26H212ZM215 27H216V25H215ZM218 27H219V25H218ZM1 28V27H0ZM13 28V27H12ZM42 28V29H41ZM117 28V27H116ZM150 28H152V27H150ZM165 28V27H164ZM172 28V29H173ZM182 28V27H181ZM186 28H188V27H186ZM193 28V27H192ZM2 29H3V27H2ZM18 29V28H17ZM29 29H30V27H29ZM46 29V28H45ZM53 29V28H52ZM59 29V28H58ZM57 29V30H58ZM121 29H123V28H121ZM125 29V28H124ZM147 29V28H146ZM159 29V28H158ZM157 29V30H158ZM161 29V28H160ZM175 29H176V27H175ZM178 29V28H177ZM216 29V28H215ZM214 29V30H215ZM237 29V28H236ZM6 30V29H5ZM19 30V29H18ZM24 30V29H23ZM60 31H62L61 30V28L59 29ZM115 30V29H114ZM129 30H130V27H129ZM137 30V29H136ZM141 30V29H140ZM153 30V29H152ZM205 30V29H204ZM210 30H211V28H210ZM263 30H264V28H263ZM262 30V32H263V37H264V31ZM14 32H15V30H13ZM31 31V30H30ZM43 31H41V32H43ZM53 31H55V30H53ZM115 31H117V30H115ZM134 31V30H133ZM171 31V30H170ZM191 31V30H190ZM259 31V30H258ZM257 31V32H258ZM7 32V31H6ZM17 32V31H16ZM18 32H20V31H18ZM25 32H26V30H25ZM27 32H29V31H27ZM40 32V31H39ZM120 34H122L121 32H120V30L118 31ZM164 32V31H163ZM211 32H212V30H211ZM262 32L260 33V35L262 34ZM0 33H2L1 31H0ZM11 33L13 34V35H15V33H13L12 31H11ZM49 33H51L52 34V30L49 32ZM48 33V34H49ZM54 33V32H53ZM123 33H125V32H123ZM151 33H152V35H153V31H151ZM157 33H160V32H158L157 31ZM166 33V32H165ZM167 33H168V31H167ZM173 33V32H172ZM188 33V32H187ZM221 33H223V32H221ZM221 33H219L218 32V35L220 34L221 35ZM47 34V35H48ZM50 34V35H51ZM58 33H55L54 35V37L56 38L57 36H59V35H57ZM60 34H61V32H60ZM141 34H144L143 33V31H142V33ZM181 34V33H180ZM184 34V33H183ZM186 34V33H185ZM212 34V33H211ZM227 34V33H226ZM225 34V32H224V36L226 35ZM258 34V33H257ZM6 35V34H5ZM18 35V34H17ZM48 36V37H52V36ZM53 35V34H52ZM57 35V36H56ZM126 35V34H125ZM140 35V34H139ZM146 35V34H145ZM158 35V34H157ZM161 35V34H160ZM159 35V36H160ZM170 35V34H169ZM223 35V34H222ZM234 35H235V33H234ZM24 36V35H23ZM42 36V35H41ZM60 36H62V35H60ZM63 36H64V34H63ZM62 36V37H63ZM71 36V35H70ZM116 36V35H115ZM121 36H123V35H121ZM142 36V35H141ZM158 36V37H159ZM171 36V35H170ZM215 36H216V33H215ZM223 36V37H224ZM231 36V35H230ZM5 37H7V36H5ZM14 37H16V36H14ZM45 37H47V36H45ZM61 37V38H62ZM118 37V36H117ZM134 37H137V36H133V38ZM149 37H150V33H149ZM149 37H148V39H149ZM169 37V36H168ZM167 37V38H168ZM187 37V36H186ZM19 37H17V38H15V39H18ZM68 38V37H67ZM123 37H121V39H122ZM138 38V37H137ZM140 38V37H139ZM138 38V39H139ZM142 38V37H141ZM140 38V39H141ZM188 38V37H187ZM208 38V37H207ZM215 38H217V37H215ZM219 38V37H218ZM221 38V37H220ZM225 38V37H224ZM14 39V40H15ZM20 40H21V38H19ZM66 39V38H65ZM64 39V40H65ZM68 39H70V38H68ZM125 40H126V38H124ZM143 39H144V37H143ZM146 39V38H145ZM152 39H153V37H152ZM158 39L159 38H157L156 40L158 41ZM163 39V38H162ZM162 39H161V42H162ZM171 39V38H170ZM169 38H168V40H170ZM199 39V38H198ZM213 39V41H215L214 40V38H212ZM11 39L9 38V40L8 41H10ZM59 40H61V39H59ZM160 40V39H159ZM165 40V39H164ZM164 40H163V42H164ZM200 40V39H199ZM218 40V39H217ZM220 40V39H219ZM18 40H16V42H17ZM22 41V40H21ZM26 41V40H25ZM55 41H57V40H55ZM124 41V40H123ZM166 41V40H165ZM175 40H173V42H174ZM186 41H188V40H186ZM223 41V40H222ZM229 41H231V40H229ZM22 42H24V41H22ZM45 42H47V43H45ZM119 42V41H118ZM129 42H131V41H129ZM128 42V43H129ZM136 42V41H135ZM138 42V41H137ZM144 42V41H143ZM147 42H149V41H147ZM152 42H154V41H152ZM162 42V43H163ZM179 42V41H178ZM193 42H194V40H193ZM204 42V41H203ZM225 42V41H224ZM14 43V42H13ZM19 43V42H18ZM25 42H24V44H26ZM53 43H55V42H53ZM57 43V42H56ZM55 43V44H56ZM127 43V44H128ZM134 43V42H133ZM139 43V42H138ZM140 43H142V41L140 42ZM155 43V42H154ZM159 43H160V41H159ZM164 43H166V42H164ZM172 43V42H171ZM210 43V42H209ZM216 43V42H215ZM226 43V42H225ZM62 44V43H61ZM119 44H120V42H119ZM147 44V43H146ZM150 44V43H149ZM153 43H151V45H152ZM221 44H222V42H221ZM258 44V43H257ZM257 44L255 45V46H257ZM261 44H263V46H264V40L262 41V43ZM20 45V46H19ZM135 45V44H134ZM142 45V44H141ZM144 45V44H143ZM151 45H149V48H151V47H153V49L154 48H156L155 46H151ZM155 45V44H154ZM161 45V44H160ZM175 45V44H174ZM223 45V44H222ZM232 45V44H231ZM260 45V44H259ZM3 46H1V47H3ZM60 46V45H59ZM59 46L58 45H55V47H58L59 48ZM132 46H133V44H132ZM145 46H148V45H145ZM151 46V47H150ZM161 46H163V45H161ZM168 46V45H167ZM262 46V45H261ZM261 46H260V48H261ZM0 47V48H1ZM119 47V46H118ZM121 47H123V45H122V43H121ZM124 47H125V45H124ZM135 47V46H134ZM133 47V48H134ZM174 47H176V45L174 46ZM178 47V46H177ZM176 47V48H177ZM186 47V46H185ZM188 47V46H187ZM198 47V46H197ZM211 47V46H210ZM53 48H54V46H53ZM58 48H54L55 50L56 49H58ZM162 48H165V47H162ZM206 48H207V46H206ZM216 48V47H215ZM66 49V48H65ZM119 49H122V48H120L119 47ZM125 49V48H124ZM129 49V48H128ZM135 49H136V47H135ZM139 49V48H138ZM144 49V48H143ZM146 50H147V48H145ZM180 49V47L178 48V50ZM182 49V48H181ZM192 49V48H191ZM190 49V50H191ZM195 49V48H194ZM193 49V50H194ZM209 49V48H208ZM219 49V48H218ZM217 49V50H218ZM262 49V48H261ZM54 50V51H55ZM61 50V49H60ZM67 50V49H66ZM66 50H64L65 52H66ZM131 50V49H130ZM134 50V49H133ZM145 50V51H146ZM149 51H147V53H146V55H147V57H148V60L150 61H148V60H146V58L144 57V62L145 61H148V64L149 63H152L154 66L155 65H158V64H162V62L164 63V65L166 64V66H171L168 62H170V61H165L166 59H171L172 58V54H169V55H171V58H164V59H161V56L159 57L158 55L159 54H157L156 53V50L154 51V50H150V49H148ZM201 50V49H200ZM222 49H220L219 51H221ZM251 50V49H250ZM62 51V50H61ZM59 52V53H62V52ZM70 51V52H69ZM126 52H127V50H125ZM124 51V53H126ZM164 51V49H161V52H163ZM166 51H167V49H166ZM170 51V50H169ZM168 51V52H169ZM181 51V50H180ZM179 51V52H180ZM195 51V50H194ZM213 51V50H212ZM215 51V50H214ZM219 51H218V53H219ZM226 51V50H225ZM260 51L261 50H259V52L258 53H260ZM263 51H264V49H263ZM263 51H261V52H263ZM64 52V53H65ZM115 52H117V51H115V49H114V53ZM122 52V51H121ZM129 52V51H128ZM130 52H132V51H130ZM138 52V51H137ZM136 52V53H137ZM171 52V51H170ZM202 52H203V49H202ZM205 52V51H204ZM227 52V51H226ZM225 52V53H226ZM250 52V51H249ZM2 53V52H1ZM0 53V54H1ZM63 53V54H64ZM123 53V52H122ZM132 53H134V52H132ZM136 53H134L135 55H136ZM143 53V50L141 51L140 50V54H142ZM167 53V52H166ZM172 53H175V51H173ZM213 53V52H212ZM216 53V52H215ZM264 53V52H263ZM128 54V53H127ZM138 54V53H137ZM163 54H165V52L163 53ZM180 54H181V52H180ZM192 54V53H191ZM195 54V53H194ZM193 54V55H194ZM211 54V53H210ZM262 54V53H261ZM2 55V54H1ZM62 55V54H61ZM65 55H67V53H65ZM129 55H131V54H129ZM144 56H145V54H143ZM263 55V54H262ZM140 56V55H139ZM138 56V57H139ZM164 56H168V55H164ZM227 56V55H226ZM250 56V55H249ZM121 57H123L122 56V54H121ZM135 57V56H134ZM170 57V56H169ZM175 57V56H174ZM179 57V56H178ZM186 57V56H185ZM202 57V55L200 56V58ZM228 57V56H227ZM63 59L65 58L64 56L62 57ZM61 58V59H62ZM66 58H67V56H66ZM136 58V57H135ZM141 58V57H140ZM140 58L138 59V60H140ZM176 58V57H175ZM199 58V59H200ZM1 59V58H0ZM10 59V58H9ZM9 59H7V61L9 60ZM13 59H11V63H12V60ZM123 59V58H122ZM126 59V58H125ZM129 59V58H128ZM142 59H143V57H142ZM140 60V61H143V60ZM214 59V58H213ZM262 59H263V62H264V58H263V56H262V58L260 57V55H257V54H254L252 57H250V59L248 60V61H246V64L243 62V58L240 56L239 57V60H238V62L236 63V70H238V69H240L243 73H244V75H245V78H246V80H247V82H249V84H252V83H254L255 82V70H256V68L258 69V67L257 66H260V64H263V62L262 63H260L261 61H262ZM124 60V59H123ZM133 60V59H132ZM173 60V59H172ZM171 60V61H172ZM1 61V60H0ZM3 61V60H2ZM177 61V60H176ZM209 61V60H208ZM234 61V60H233ZM4 62H5V60H4ZM9 62V61H8ZM124 62H126L125 60H124ZM129 62V61H128ZM134 62V61H133ZM136 62H137V60H136ZM139 62V61H138ZM178 62V61H177ZM229 62V61H228ZM3 63V62H2ZM6 63V62H5ZM5 63H3V64H5ZM10 63V62H9ZM11 63H10V65H11ZM142 63V62H141ZM171 63H173V62H171ZM186 63H187V61H186ZM191 63V62H190ZM231 63H233V62H231ZM69 64V65H68ZM137 64H140V62L139 63H137ZM177 64V63H176ZM200 64V63H199ZM218 64V63H217ZM230 64V63H229ZM6 65H7V63H6ZM141 65V64H140ZM147 65V62H146V64L144 65V66H146ZM163 65V64H162ZM178 65V64H177ZM182 64L180 63L179 64V66H181ZM3 67H5L4 65H2ZM8 66V65H7ZM14 66V65H13ZM66 66V67H67ZM148 66H150V64L149 65H147V67ZM153 66V67H154ZM160 67H161V65H159ZM159 66H158V70H159ZM184 66V65H183ZM264 66V65H263ZM9 67V66H8ZM8 67H6V72L5 73H7V70H10V68L9 69H7ZM11 67H12V65H11ZM138 68H140L139 67V65L137 66ZM151 67V66H150ZM152 67V68H153ZM163 67V66H162ZM262 67V66H261ZM18 68V67H17ZM127 68V67H126ZM131 68V67H130ZM142 68H143V70H144V67L143 66H141V71H143L142 70ZM152 68H149V70H151ZM156 68V67H155ZM155 68H153L152 70L154 71L153 73H156V71L157 70H155ZM171 68H173V66H171ZM182 68V67H181ZM211 68V67H210ZM263 68V67H262ZM261 68V69H262ZM19 69V68H18ZM55 69H57V71L55 70ZM64 69H65V67H64ZM135 69V68H134ZM139 69V70H140ZM163 69L165 70V68L163 67ZM174 69V68H173ZM172 69V70H173ZM186 69V68H185ZM5 69H3V71H4ZM12 70V69H11ZM23 70H24V73H26V75H27V77L25 76V74L23 73ZM127 70V71H126ZM136 70V69H135ZM146 70H147V72L149 71L147 68H146ZM151 70V71H152ZM169 70H171L170 69V67H169ZM184 70V69H183ZM259 70V69H258ZM19 71V70H18ZM55 71H56V73H55ZM64 71V70H63ZM159 71H161V70H159ZM159 71H157L158 73H159ZM184 71H186V70H184ZM202 71V70H201ZM2 72V71H1ZM11 72H13L14 73V71H11ZM146 71H143V73H145ZM230 72V71H229ZM235 72V71H234ZM261 72H262V70H261ZM10 72H8L7 74H9ZM20 73V72H19ZM64 73V72H63ZM135 73V72H134ZM139 73H140V71H139ZM143 73H140L141 74V76L143 75ZM158 73H156V74H158ZM174 73H175V76H174ZM174 73L172 72L171 74L172 75H170L171 77H175L176 78V76L177 77H179V76H181V73H179L178 71H177V73H176V70H174ZM182 73H184V72H182ZM188 73V72H187ZM193 73V72H192ZM204 73V72H203ZM258 73H259V71H258ZM1 74V73H0ZM2 74H3V72H2ZM1 74V76H5L4 74L2 75ZM6 74V75H7ZM12 74V73H11ZM10 74V76H11V78H12V76H14L15 74H12L11 75ZM21 74V73H20ZM24 74V75H23ZM145 74H147V73H145ZM151 74V73H150ZM155 74V75H156ZM185 74V73H184ZM206 74V73H205ZM204 74V75H205ZM211 74V73H210ZM209 74V75H210ZM232 74V73H231ZM235 74V73H234ZM19 75V74H18ZM131 75V74H130ZM137 75H138V73H137ZM151 75H153V74H151ZM161 75V74H160ZM160 75H158V78H159V76ZM163 75V74H162ZM203 75V74H202ZM225 75V74H224ZM229 75V74H228ZM9 76V77H10ZM25 76V77H24ZM133 76V75H132ZM169 76V77H170ZM211 76H212V74H211ZM215 76V75H214ZM234 76H237V75H234ZM257 76V75H256ZM15 77V76H14ZM143 77V76H142ZM145 77V76H144ZM170 77V78H171ZM183 77H185V78H189L190 76L188 75V77L187 76H183ZM216 77H218V76H216ZM227 77V76H226ZM0 78H2V77H0ZM5 78H6V76H5ZM21 78V77H20ZM21 78V79H22ZM135 78H136V76H135ZM138 78H140V77H138ZM145 78H147V77H145ZM150 79H151V77H149ZM149 78H147L148 80H149ZM161 78V77H160ZM159 78V79H160ZM163 78V79H162ZM161 78V80H165V78L164 77H162ZM191 79H192V77H190ZM212 78V77H211ZM234 78H236V77H234ZM242 78V77H241ZM258 78V77H257ZM4 79V78H3ZM7 79H8V76H7ZM20 79V80H21ZM142 80H144L143 78H141ZM159 79H157V84H156V86L157 85H159L158 83L160 82V80ZM218 79V78H217ZM221 79H223V78H221ZM261 79V78H260ZM264 79V78H263ZM2 80V79H1ZM13 81H14V79H12ZM17 80H18V78H17ZM16 80V81H17ZM59 80V81H58ZM132 80H134V79H132ZM171 80V79H170ZM188 80V79H187ZM197 79H195V80H192V81H196ZM201 80V82H203L204 83V85H206V86H209L208 87V89H209V92H210V94L212 95V97L214 96V97H216L217 98V100H219V101H221V103H227V101H231L232 100V102L234 101V99L235 98H237V95H236V90H234V89H229V87L227 86V85H222L218 90H217V92H215V91H213V89H212V85H211V83H209V82H207V80H204L203 81V79H200ZM239 80H240V78H239ZM243 80V79H242ZM13 81H12V83H13ZM15 81V82H16ZM22 82H24V80H21ZM139 81H140V79H139ZM150 81H152V83L153 84H149L150 85V87H148L149 88V92H150V97L152 98V100L154 101L155 99V101H157V95H158V93L160 94L159 96H164L165 94H163L162 95V92L160 93L159 92V90L158 89H156V86L154 85L155 83H154V81L156 82V78H155V80L153 81L152 79L150 80ZM159 81V82H158ZM162 81V82H163ZM173 81V80H172ZM181 81V79L180 80H178V83ZM183 81V80H182ZM180 82L181 83V85H183L184 83L183 82ZM185 81V80H184ZM192 81H189V82H192ZM217 81V80H216ZM235 81H237V78H236V80ZM4 82V81H3ZM18 82V81H17ZM22 82H21V84H22ZM32 82L30 83V84H32ZM144 82H145V80H144ZM187 82V81H186ZM189 82H187V83H189ZM197 82V81H196ZM195 82V83H196ZM227 82V81H226ZM229 82V81H228ZM244 82V81H243ZM5 83H7L6 81H5ZM20 83V82H19ZM25 83V82H24ZM23 83V84H24ZM27 83V82H26ZM28 83H29V81H28ZM164 83V82H163ZM166 83V82H165ZM165 83H164V85H165ZM174 83V82H173ZM233 83V82H232ZM238 83H242V82H237V84ZM1 84H2V82H1ZM0 84V87L2 86ZM4 84V83H3ZM8 84V83H7ZM30 84H28L29 85V87H31L30 86ZM34 84V83H33ZM36 84L34 85V86H36ZM41 84H43V85H41ZM40 85V87H42V86H44V83H41ZM123 84V86L121 87V85ZM142 84H143V81H142ZM186 84V83H185ZM184 84V85H185ZM6 85V84H5ZM10 85H14V84H10ZM25 85V84H24ZM27 85V84H26ZM23 86L22 87V85H20L21 87H22V89H20L19 91H17V93L16 92H14V90H13V92H14V94L16 93L17 95H16V97L14 98H11L10 99V97H6L5 98V96H8L9 94V91H12V90H10V88H9V91H8V89H5V91L3 92V98H5V99H9V101H10V106H9V108L11 109V111L12 112H14L15 113V111H17L18 109H21V105L22 104H24V102H26L25 104L26 105H24V107L26 106V108H24V109H26L27 110V106L29 105V97H30V99H31V95H32V97H33V94L36 92H32V90H30V89H32V88H29V87H27V86ZM49 85H46V87L47 86H49ZM146 85H148V83H146L145 82V84H143V87H145ZM148 85V86H149ZM183 85V87H184V90H186V88H185V86ZM192 85V84H191ZM196 85V84H195ZM198 85V84H197ZM236 85V84H235ZM240 85V84H239ZM238 85V86H239ZM17 86H19V84L18 85H16V87ZM20 86L18 87V89L20 88ZM136 86V85H135ZM141 86V85H140ZM139 86V87H140ZM171 86V85H170ZM174 86H176V88H177V90H178V87H177V83H176V85L174 84ZM193 86V85H192ZM232 85H230V87H231ZM242 86V85H241ZM12 87V86H11ZM33 87V86H32ZM38 87V86H37ZM37 87H34L33 88V90H37ZM40 87H39V89H40ZM147 87V86H146ZM166 87H167V84H166ZM165 87V88H166ZM172 87V86H171ZM171 87H169L168 89H170ZM195 87H197V86H195ZM200 87H202V86H200ZM240 87V86H239ZM247 87V86H246ZM5 88H7V86H5ZM13 89L15 88V87H12ZM50 88V87H49ZM158 88L160 89V91H165V90H161V87L160 86H158ZM179 88H181V87H179ZM198 88H199V86H198ZM232 88V87H231ZM233 88H235V87H233ZM241 88V87H240ZM3 90H4V86H3V88H2ZM16 90H17V88H15ZM60 89V88H59ZM146 89V88H145ZM163 89V88H162ZM182 89V88H181ZM189 89V91L191 90V88L189 87L188 88ZM188 89L186 90V92H188ZM202 89V88H201ZM236 89V88H235ZM43 90V89H42ZM39 91L38 90V92H36V94H38V93H40V92H43V91ZM141 90V89H140ZM167 90V89H166ZM183 90V89H182ZM196 90V89H195ZM193 88H192V93H194V94H196L195 92H193V91H195ZM250 90V89H249ZM2 91V90H1ZM144 91H146V90H144ZM148 91V90H147ZM146 91V92H147ZM172 90H170V92H171ZM173 91H175L176 92V90L174 89ZM173 91H172V93H173ZM179 91V90H178ZM190 91V92H191ZM200 91V90H199ZM59 92H60V90H59ZM141 92L142 93H144L142 90H141ZM181 92V91H180ZM182 92H184V91H182ZM189 92V93H190ZM12 93V92H11ZM52 93V94H53ZM163 93H166V92H163ZM167 93H169V92H167ZM172 93L170 94V95H172ZM204 93H206V92H204ZM203 93V94H204ZM13 94V93H12ZM13 94V95H14ZM36 94H35V96H36ZM42 94V93H41ZM41 94H40V97H42V96H44V98H46L45 97V95H42L41 96ZM51 94V93H50ZM174 95H175V93H173ZM180 94V93H179ZM181 94H183L184 96H185V93H181ZM187 94V93H186ZM191 94V93H190ZM193 94V95H194ZM197 94H200L199 92L197 93ZM55 95V94H54ZM54 95H52L53 97H54ZM192 95V96H193ZM238 95H239V92H238ZM11 96V95H10ZM51 96V95H50ZM49 96V97H50ZM51 96V97H52ZM59 96V97H60ZM158 96V97H159ZM167 96V95H166ZM168 96H169V94H168ZM176 96V95H175ZM174 96V97H175ZM187 96V95H186ZM202 96V95H201ZM242 96V95H241ZM247 96L248 97H251V96H249L248 94H247ZM2 97V96H1ZM12 97V96H11ZM37 97L39 98V94L37 95ZM153 97H154V99H153ZM171 97V96H170ZM177 97V96H176ZM175 97V98H176ZM188 97H190V95L188 96ZM196 97H198V96H196L195 95V98ZM199 97H200V95H199ZM198 97V98H199ZM204 96H202V98H203ZM239 97H240V95H239ZM253 97V96H252ZM37 98V99H38ZM55 98H56V96H55ZM62 98V97H61ZM147 98V97H146ZM150 98V99H151ZM161 98V97H160ZM160 98H158V99H160ZM172 98V97H171ZM171 98H167L166 97V99H165V97L163 98H161V99H164V100H171ZM179 98V97H178ZM185 98H187V97H185ZM194 98V97H193ZM194 98V99H195ZM202 98H199L200 99V101L199 102H201L202 103ZM36 99V98H35ZM34 98L31 100V103H33L32 101L33 100H35ZM143 99H145V98H143ZM148 99V98H147ZM205 99V98H204ZM243 99H246V98H243ZM28 100V101H27ZM54 100V99H53ZM172 100H176V99H172ZM171 100V101H172ZM185 100V99H184ZM189 100V99H188ZM190 100H191V98H190ZM195 100H198V99H195ZM195 100H193L192 99V101H193V103L194 102H198V101H195ZM205 100H207V97H206V99ZM209 100V102H210V100H212V99H208ZM6 101V100H5ZM5 101H4V103H5ZM37 100H35L34 102H36ZM40 101H41V99H40ZM47 100L45 99V100H43L42 102H46ZM49 101V100H48ZM146 101V100H145ZM147 101H149V100H147ZM151 101V100H150ZM149 101V102H150ZM170 101V102H171ZM174 101H173V103H174ZM177 101L179 102L180 101V99H177ZM176 101V102H177ZM191 101V102H192ZM7 102V101H6ZM28 102V103H27ZM57 102V101H56ZM165 102V101H164ZM164 102H162V103H164ZM184 102V101H183ZM205 102V101H204ZM207 102V101H206ZM208 102V103H209ZM235 102V101H234ZM233 102V103H234ZM239 102V101H238ZM2 103V102H1ZM156 103V102H155ZM157 103H160V100H159V102H157ZM167 103V102H166ZM172 103V102H171ZM170 103V104H171ZM182 103V102H181ZM184 103H186V102H184ZM184 103L182 104V105H184ZM211 103H213V101H211ZM215 103V102H214ZM28 104V105H27ZM38 104V103H37ZM49 104V103H48ZM50 104H51V102H50ZM53 104V103H52ZM148 104V103H147ZM161 104V103H160ZM160 104H158V105H160ZM167 104H169V102L167 103ZM180 104V103H179ZM195 104V103H194ZM198 103H196L195 105H196V108H197V106H199V104L197 105ZM205 104V103H204ZM217 104V103H216ZM228 104H230L229 102H228ZM0 105H2V104H0ZM6 105H7V103H6ZM32 105V107L34 106V104H30V106ZM42 105H43V107H45V104H43L42 103ZM46 105H47V102H46ZM165 105L166 104H162L161 105V107H165ZM173 105V104H172ZM233 105H235V104H233ZM240 105V104H239ZM8 106H6L7 108H8ZM37 106V105H36ZM38 106H39V104H38ZM49 106V105H48ZM48 106H46V108L48 107ZM50 106L48 107V110H49V108H50ZM180 106H181V104H180ZM201 107V109H202V106H203V103H202V105H200ZM209 106H210V104H209ZM212 106H213V108H214V104H212ZM217 106V105H216ZM19 107V108H18ZM29 107V106H28ZM40 107V106H39ZM183 107V106H182ZM186 106L184 105V108H185ZM192 107V106H191ZM207 107V106H206ZM206 107H204V108H206ZM233 106H231V108H232ZM0 108H2L1 106H0ZM30 108V107H29ZM28 108V109H29ZM45 108V109H46ZM145 108V109H144ZM167 108H169V107H167ZM177 108H179V105H178V107ZM177 108H176V110H177ZM188 108H190V107H188ZM193 108V107H192ZM195 108V109H196ZM199 108V107H198ZM199 108V109H200ZM222 108V107H221ZM220 108V109H221ZM234 109H235V107H233ZM237 108V107H236ZM241 108V107H240ZM3 110H4V108H2ZM6 109V108H5ZM35 108L33 107V109L32 110H34ZM43 109V108H42ZM161 109H163V108H161ZM160 109V110H161ZM182 109V108H181ZM191 109V108H190ZM189 109V110H190ZM208 109V108H207ZM7 110V109H6ZM31 110V111H32ZM36 111L37 110H39L38 109V107H37V109H35ZM47 110V109H46ZM164 110V109H163ZM163 110H161L162 112H163ZM166 110V109H165ZM168 110H170V108L168 109ZM167 110V111H168ZM172 110H174V109H172ZM187 110L188 109H186V113H187ZM191 110H193V109H191ZM205 110V109H204ZM212 110H214V109H212ZM233 110V109H232ZM19 111V110H18ZM20 111H23L22 109L20 110ZM40 114H41V112H43V111H41V108H40ZM39 111L36 113V116H37V114H39ZM195 111L196 110H194V111H191V113H190V111H188L191 115L192 114H194L195 113ZM208 111V110H207ZM237 112V110H234V112ZM1 112V111H0ZM8 112V111H7ZM6 112V113H7ZM33 112V111H32ZM50 112V111H49ZM49 112H46V113H49ZM55 112V111H54ZM161 112V113H162ZM173 112V111H172ZM174 112H176L175 110H174ZM178 112H184V110H181V111H179L178 110ZM178 112H176V113H178ZM192 112H194V113H192ZM199 112V111H198ZM197 112V113H198ZM200 112H202V110L200 111ZM215 112V111H214ZM213 112V114H215ZM221 112H222V109H221ZM220 112V114H222ZM4 113V112H3ZM5 113V114H6ZM16 113H18V112H16ZM23 113L26 115V113L28 114L29 113V110H28V112H24L23 111ZM44 113H45V110H44ZM45 113V114H46ZM53 112H52V109H51V113L50 114H52ZM59 113H57L58 115H59ZM156 113V112H155ZM167 113V112H166ZM185 113V114H186ZM196 113V114H197ZM203 113V112H202ZM209 113V112H208ZM218 113V112H217ZM225 113V112H224ZM8 114H9V112H8ZM10 114H11V112H10ZM18 114H20L21 115V113L19 112ZM33 114V113H32ZM43 114V113H42ZM50 114H48V116L50 115ZM55 115H56V113H54ZM65 114V115H64ZM157 114V113H156ZM187 115V116H191V115ZM195 114V115H196ZM199 114V113H198ZM198 114H197V118H198ZM204 114V113H203ZM206 114V113H205ZM211 114H212V112H211ZM240 114V113H239ZM3 114H1L0 116H2ZM11 115H14L13 113L11 114ZM10 115V116H11ZM17 115V114H16ZM30 115V114H29ZM35 115V114H34ZM174 115H175V113H174ZM178 115V114H177ZM176 115V116H177ZM181 116H183V114H180ZM206 115H208V114H206ZM222 115H224V114H222ZM221 115V116H222ZM10 116H8V117H5L4 115H3V118L5 117V118H7L6 120H3V121H5V123H6V125H5V131L6 130H8V133L11 131V129L13 128L12 126H15V125H13V123H15V121L17 120V118H15V117H10ZM15 116V115H14ZM32 116V115H31ZM31 116H29V117H31ZM35 116V117H36ZM46 117H47V115H45ZM51 116H53V115H51ZM50 116V117H51ZM153 116V115H152ZM169 116V114L167 115V117ZM184 116H186V115H184ZM183 116V117H184ZM194 116V115H193ZM210 116V115H209ZM217 116H220V115H217ZM33 118L32 120H35V122L37 121L36 119L38 118V116L36 117V118ZM45 117V118H46ZM50 117H49V119H50ZM158 117H160V116H158ZM162 117L164 118H166V116H163L162 115ZM182 117V118H183ZM195 117V116H194ZM193 117V118H194ZM199 117H200V114H199ZM207 117V116H206ZM211 117H213V120H214V118H217V117H214V116H211ZM39 118H40V115H39ZM54 118V120H57V122H59L58 121V119L56 118L55 119V116L54 117H52V119ZM58 118H61V117H59L58 116ZM66 118V119H67ZM152 118H154V117H152ZM169 118H171L170 116H169ZM168 118V119H169ZM173 118V117H172ZM178 118V117H177ZM179 118H180V116H179ZM181 118V119H182ZM193 118H192V122H193ZM196 118V117H195ZM197 118L195 119V121L196 122H200V121H197ZM209 118V117H208ZM220 118V117H219ZM20 119V118H19ZM18 119V120H19ZM23 119V118H22ZM26 119V118H25ZM47 119V121L49 120L48 118H46ZM134 119V120H133ZM137 119H140L139 120V122L137 121ZM188 119H190L189 117L188 118H186V122H187V120ZM202 119V118H201ZM224 119V118H223ZM27 120V119H26ZM31 120V119H30ZM28 121L27 120V122H31V123H33V121L31 120V121ZM63 120V119H62ZM154 120H156V117H155V119ZM157 120H159V119H157ZM161 120H162V118H161ZM170 120V119H169ZM174 120H176V119H173V121ZM180 120V119H179ZM191 120V119H190ZM190 120H188L189 122H191ZM209 120V119H208ZM210 120H211V118H210ZM212 120V121H213ZM2 121V122H3ZM44 121L45 120H43V123H44ZM46 121V122H47ZM51 121H53V120H51ZM50 121V122H51ZM63 121H66V120H63ZM135 121V122H134ZM138 123H137V122ZM145 121H144V123H145ZM153 121V120H152ZM151 121V122H152ZM160 121V120H159ZM165 121V120H164ZM178 121V120H177ZM181 121H183V120H181ZM184 121H185V119H184ZM194 121V122H195ZM218 121V120H217ZM26 122V121H25ZM26 122V123H27ZM40 122H42V121H40ZM49 121L47 122V123H50ZM55 122V121H54ZM53 122V123H54ZM70 122V123H71ZM141 122V123H142ZM150 122V121H149ZM151 122H150V124H151ZM155 122V121H154ZM157 122V121H156ZM168 122H170V121H168ZM189 122H187V123H189ZM204 122V121H203ZM52 123V122H51ZM51 123H50V125H51ZM61 124H63L62 122H60ZM59 123V124H60ZM66 123V122H65ZM137 123V124H136ZM144 123H143V126H144V128H145V125H144ZM153 123V122H152ZM158 123V122H157ZM160 123L161 124H163L161 121H160ZM172 123V122H171ZM170 123V124H171ZM180 123H184V122H180ZM179 123V124H180ZM187 123L185 124L186 125V127L189 125H187ZM198 123H197V125H198ZM1 124V123H0ZM4 124V123H3ZM16 124V123H15ZM22 124H23V122H22ZM55 124V123H54ZM57 124V123H56ZM56 124H55V126H56ZM156 123H154V125H155ZM167 124V123H166ZM165 124V125H166ZM169 124V123H168ZM176 123H174V125H175ZM181 124V125H182ZM201 124V123H200ZM200 124H199V126H200ZM24 125H26V127L29 125V123H28V125L27 124H24ZM32 125V124H31ZM34 125V124H33ZM152 125V124H151ZM154 125H152V126H154ZM178 124H176L175 126H177ZM193 125H195V123H193ZM197 125H196V127H197ZM18 126V125H17ZM21 126V125H20ZM19 126V127H20ZM23 126V125H22ZM39 126V125H38ZM37 126V127H38ZM45 126H46V124H45ZM44 126V127H45ZM57 126H60V128H61V125H57ZM62 126H64V124L62 125ZM70 126H67V131H68V129L70 128ZM156 126V125H155ZM3 127H4V125H3ZM16 127V126H15ZM14 127V128H15ZM31 127V126H30ZM48 127V126H47ZM52 127V125L50 126V128ZM69 127V128H68ZM94 128V130H91V131H94L95 133L93 134L94 135V138L93 137H91L92 138V140L91 141H89L88 140V143H85V142H83V140H85V139H83L82 140V136L84 135V133L86 134V133H91V132H88V131H90L89 129L90 128ZM179 127H181L180 125H179ZM190 126H188V128H189ZM201 127H202V124H201ZM200 127V128H201ZM13 128V129H14ZM24 129H26L25 127H23ZM28 128V127H27ZM34 128V127H33ZM59 128V127H58ZM143 128V129H144ZM161 128H164V127H161ZM169 128V127H168ZM191 128H193V127H191ZM208 128V127H207ZM3 129V128H2ZM4 129H3V134L2 135H4ZM13 129H12V131H13ZM16 129H18V127L16 128ZM20 129V128H19ZM31 128H29V130H30ZM49 129V128H48ZM56 129V128H55ZM54 129V130H55ZM63 129H64V127H63ZM62 129V130H63ZM10 130V131H9ZM28 130V129H27ZM44 130V129H43ZM53 130V131H54ZM65 130V129H64ZM61 131V132H63V134H64V132L66 131ZM155 130V129H154ZM189 130V129H188ZM16 131V130H15ZM15 131L14 132H11V133H15ZM31 131V130H30ZM50 131V130H49ZM60 131V130H59ZM66 131V132H67ZM144 131V132H143ZM183 131H184V129H183ZM185 131H187V130H185ZM203 131H205V129L203 130ZM20 132L23 134V131H20L19 130V133L18 134H20ZM25 132H28V131H25ZM157 132V131H156ZM161 132V131H160ZM168 132V131H167ZM7 132H6V134H8ZM11 133H10V135H11ZM16 133V134H17ZM34 133H35V131H34ZM60 133V132H59ZM190 133H192V132H190ZM199 133V132H198ZM202 133V132H201ZM204 133V132H203ZM52 134V133H51ZM55 134V133H54ZM53 134V135H54ZM56 134H57V132H56ZM55 134V135H56ZM91 134V135H92ZM158 134H159V132H158ZM161 134H162V132H161ZM160 134V135H161ZM208 134V133H207ZM13 135H15V134H13ZM89 135V134H88ZM90 135V136H91ZM92 135V136H93ZM157 135V134H156ZM159 135V136H160ZM24 136V135H23ZM158 136V137H159ZM22 137V136H21ZM56 137V136H55ZM152 137H153V134H152ZM155 137V136H154ZM57 138V137H56ZM55 138V139H56ZM84 138V137H83ZM86 138V137H85ZM89 139H91L90 137H88ZM179 138V137H178ZM184 138V137H183ZM16 139V138H15ZM32 139V138H31ZM30 139V140H31ZM49 139V138H48ZM55 139H52V140H55ZM154 139V138H153ZM6 140V139H5ZM13 140V139H12ZM25 140V139H24ZM36 140H38V139H36ZM87 140V139H86ZM155 140H156V138H155ZM170 140V139H169ZM172 140H173V138H172ZM1 142H2V140H1ZM6 142V141H5ZM8 142V141H7ZM39 142V141H38ZM50 142H52L51 140H50ZM54 142V141H53ZM87 142V141H86ZM9 143V142H8ZM11 143H12V141H11ZM20 143H22V142H19L18 144H20ZM49 143V142H48ZM157 143V142H156ZM182 143V142H181ZM192 143V142H191ZM7 144V143H6ZM46 144V143H45ZM52 144V143H51ZM186 144V143H185ZM22 145V144H21ZM28 145V144H27ZM48 145H50V143L48 144ZM152 145V144H151ZM150 145V146H151ZM155 145V147H152L153 149L154 148H159L156 144H154V142H153V145L152 146H154ZM188 145V144H187ZM187 145L184 147L183 146V148H185L186 149V152H187V148L189 149V147H187ZM4 146V145H3ZM7 146H9V145H7ZM38 147V146H37ZM175 147H177V146H175ZM13 148V147H12ZM28 148V147H27ZM182 148V147H181ZM50 149V148H49ZM152 149V150H153ZM177 149V148H176ZM2 150H3V148H2ZM13 150V149H12ZM151 150V149H150ZM154 150H156V149H154ZM178 150V149H177ZM181 150V149H180ZM183 150V149H182ZM181 150V151H182ZM191 150V149H190ZM43 151V150H42ZM45 151V150H44ZM46 151H48V150H46ZM51 151V150H50ZM184 151V150H183ZM3 152H5V151H3ZM14 152V151H13ZM13 152L12 153H9V155H11V154H13ZM17 152V151H16ZM35 152H37V151H35ZM38 152H39V150H38ZM158 152H160L159 151V149H158ZM167 152H169V151H167ZM24 153H27V152H24ZM30 153H31V151H30ZM41 154H42V152H40ZM39 153V154H40ZM182 153V152H181ZM21 154V153H20ZM37 154V153H36ZM154 154V153H153ZM19 155V154H18ZM45 155V154H44ZM6 156H7V154H6ZM53 156V157H54ZM153 156V155H152ZM159 156V155H158ZM175 156V155H174ZM9 157V156H8ZM11 157V156H10ZM28 157V156H27ZM33 157H34V155H33ZM40 158H43L44 159V157H41V156H39ZM47 157V156H46ZM48 157L49 158H51L49 155H48ZM5 158H7V157H2L1 156V153H0V163L2 164L3 162H4V159ZM12 158V157H11ZM15 158V157H14ZM29 159V158H28ZM37 159V158H36ZM12 160V159H11ZM11 160H8V161H11ZM14 160V159H13ZM12 160V161H13ZM18 160V159H17ZM22 160V159H21ZM48 160V159H47ZM158 160H160L159 158H158ZM8 161H5V162H8ZM15 161V160H14ZM34 161V160H33ZM38 161V160H37ZM45 161H46V158H45ZM161 161V160H160ZM16 162V161H15ZM14 162V163H15ZM32 162V161H31ZM52 161H50V163H51ZM58 162V161H57ZM164 162V161H163ZM11 163L12 162H10V163H6V164H8V165H11ZM49 163V164H50ZM55 163V162H54ZM60 163V162H59ZM4 165V164H3ZM2 165V166H3ZM16 165V164H15ZM57 165V164H56ZM61 165V164H60ZM66 165V164H65ZM161 165V164H160ZM6 166V165H5ZM14 166V165H13ZM64 166V165H63ZM141 166H139L140 168H141ZM17 167V166H16ZM22 167V166H21ZM52 167V166H51ZM58 167H59V165H58ZM62 167V166H61ZM67 168H68V166H66ZM146 167V168H145ZM4 167H2V169H3ZM33 168V167H32ZM37 168V167H36ZM45 168V167H44ZM49 168V167H48ZM63 168V167H62ZM66 168V169H67ZM7 169V167L5 168V170ZM13 169V168H12ZM20 169V168H19ZM18 169V170H19ZM46 169V168H45ZM145 169H146V171H145ZM17 170V171H18ZM24 170H26V168L24 169ZM61 171H57V173H60V172H62V169H60ZM69 170V171H70ZM167 170V169H166ZM173 170V169H172ZM6 171H8V170H6ZM27 172H28V170H26ZM25 171V173H27ZM37 172H38V169L36 170ZM42 171V170H41ZM45 171H47V170H45ZM140 171V170H139ZM138 171V172H139ZM1 172V171H0ZM9 172V171H8ZM10 172H12V171H10ZM14 172V171H13ZM12 172V173H13ZM18 172H22V170L21 171H18ZM18 172H16V173H18ZM34 172V171H33ZM50 172V171H49ZM52 172V171H51ZM50 172V173H51ZM64 172V171H63ZM62 172V173H63ZM83 172V171H82ZM172 172V171H171ZM15 173V172H14ZM24 173V172H23ZM22 173V174H23ZM35 173V172H34ZM70 173V172H69ZM69 173H68V175H69ZM87 173V172H86ZM32 174V173H31ZM36 174V173H35ZM48 174V173H47ZM53 174V173H52ZM64 174V173H63ZM61 175V176H63V177H59V178H62V181H61V183H60V187L62 188V190H63V188L64 187H66V184H65V181H66V179H69V180H72V179H70V176H69V178L67 177V178H64V175ZM71 175H72V173H70ZM77 174H79L78 172H77ZM179 174V173H178ZM9 175H11V174H9ZM8 175V176H9ZM13 175V174H12ZM14 175H16V174H14ZM13 175V176H14ZM17 175H21V173L20 174H17ZM24 175H26V174H24ZM60 175V174H59ZM65 175H66V173H65ZM84 174H82L81 176H83ZM130 175H132V177H133V179H134V182L133 181H129V176ZM139 175V174H138ZM141 175V174H140ZM27 176V175H26ZM39 176H41V175H39ZM53 177H54V175H52ZM55 176H56V174H55ZM67 176V175H66ZM86 176V175H85ZM84 176V177H85ZM142 176V175H141ZM140 176V177H141ZM147 176H149V177H151V175H146V177ZM171 176H173V175H171ZM30 177V176H29ZM32 177V176H31ZM47 177V176H46ZM56 177H58V176H56ZM78 177V176H77ZM143 177H144V179L146 178L144 175H143ZM4 178V177H3ZM6 178V177H5ZM16 178V177H15ZM45 178V177H44ZM58 178V179H59ZM81 178V177H80ZM79 178V179H80ZM87 179H88V177H86ZM152 178V177H151ZM175 178V177H174ZM1 179V178H0ZM24 179V178H23ZM76 179V178H75ZM90 179H91V177H90ZM147 180L149 179V178H146ZM177 179V178H176ZM183 179V178H182ZM19 181H20V179H18ZM17 180V181H18ZM21 180H22V177H21ZM26 180V179H25ZM30 180V179H29ZM81 180H82V178H81ZM143 180V179H142ZM150 180V179H149ZM154 180V179H153ZM153 180H151V181H153ZM4 181V180H3ZM49 181V180H48ZM50 181H52V180H50ZM77 181V180H76ZM87 181V180H86ZM144 181V180H143ZM143 181H142V183H143ZM146 181V180H145ZM144 181V182H145ZM185 181V180H184ZM187 181H188V179H187ZM1 182V181H0ZM23 182V181H22ZM21 182V183H22ZM44 182V181H43ZM67 182V181H66ZM81 181H79V183L78 182H74V183H72L70 186H71V188H72V190H77L78 191V189H80V187H81V184L82 183H80ZM141 182V181H140ZM50 183V182H49ZM68 183V182H67ZM70 183V182H69ZM151 183V182H150ZM159 183V184H158ZM174 183H175V181H174ZM178 183V182H177ZM186 183V182H185ZM9 184V183H8ZM32 184V183H31ZM52 184V183H51ZM145 184V183H144ZM35 185V184H34ZM49 185V184H48ZM68 185V184H67ZM143 185V184H142ZM148 185V184H147ZM153 185H154V182H153ZM15 186V185H14ZM19 186V185H18ZM51 186V185H50ZM55 186V188H56V185H54ZM145 186V185H144ZM149 186H151L152 187V183H151V185H149ZM155 186V185H154ZM169 186V187H168ZM3 187V186H2ZM8 187V186H7ZM10 187V186H9ZM24 187V186H23ZM47 187V185L45 186V188ZM156 187V186H155ZM181 187V186H180ZM27 188H29V187H27ZM50 188V187H49ZM57 188H58V186H57ZM82 188V187H81ZM146 188H147V186H146ZM150 188V187H149ZM18 189V188H17ZM26 189V188H25ZM48 189V188H47ZM46 189V190H47ZM66 188H64V190H65ZM179 189V188H178ZM33 190V189H32ZM53 190V189H52ZM61 190V191H62ZM67 190V189H66ZM82 190V189H81ZM87 190V191H88ZM143 190V189H142ZM173 190V189H172ZM172 190H169V191H171V192H173ZM4 191V190H3ZM12 191V190H11ZM18 191V190H17ZM31 191V190H30ZM44 191V190H43ZM55 191V190H54ZM59 191H60V188H59ZM74 191V192H75ZM143 191H145V189L143 190ZM150 191V190H149ZM168 191V192H169ZM178 191V190H177ZM27 192V191H26ZM57 192V191H56ZM56 192H55V194H56ZM66 192V191H65ZM67 192H69V190L67 191ZM86 192V191H85ZM142 192V191H141ZM146 193H147V190L145 191ZM167 192V193H168ZM29 193V192H28ZM51 193V192H50ZM53 193V192H52ZM71 193V192H70ZM78 193V192H77ZM88 192H86V194H87ZM139 193V194H138ZM5 194V193H4ZM7 194V193H6ZM13 194V193H12ZM16 194V193H15ZM18 194V193H17ZM64 194V193H63ZM79 194H81V192H79L78 193V195ZM147 194V195H148ZM171 194V193H170ZM66 195V194H65ZM73 195V197L75 198V196L76 195H74V193L72 194ZM71 195V196H72ZM82 195V194H81ZM142 195V194H141ZM146 195V196H147ZM175 195V194H174ZM3 196V195H2ZM7 196V195H6ZM5 196V197H6ZM37 196V195H36ZM58 196H59V194H58ZM63 196V195H62ZM80 196V195H79ZM83 196V195H82ZM144 196H145V194H144ZM171 196V195H170ZM178 196H180V195H178ZM9 197V196H8ZM26 197V196H25ZM33 197V196H32ZM51 197V196H50ZM49 197V198H50ZM67 197V196H66ZM76 197H78V196H76ZM81 197V196H80ZM85 197V196H84ZM84 197H82V198H84ZM173 196H171V197H169V198H172ZM175 197V196H174ZM173 197V198H174ZM22 198V197H21ZM46 198V197H45ZM48 198V197H47ZM63 198V197H62ZM65 198V197H64ZM140 198H141V200H142V198L143 199H145V198H147V197H141L140 196ZM6 199V198H5ZM8 199V198H7ZM6 199V200H7ZM35 199V198H34ZM40 199V198H39ZM56 199V198H55ZM54 199V200H55ZM60 199V198H59ZM70 199V198H69ZM77 199V198H76ZM79 199V198H78ZM77 199V200H78ZM81 199V198H80ZM150 199V198H149ZM167 199V198H166ZM177 199V198H176ZM5 200V201H6ZM37 200V199H36ZM51 200V199H50ZM64 200H66V199H64ZM75 200V199H74ZM77 200H76V202H77ZM83 200V199H82ZM148 199H146V201H147ZM151 200V199H150ZM160 200V199H159ZM173 200V199H172ZM178 200V199H177ZM3 201V200H2ZM4 201V202H5ZM27 201V200H26ZM38 201V200H37ZM42 201V200H41ZM80 201V200H79ZM143 201V200H142ZM145 201V200H144ZM145 201V202H146ZM4 202H1L3 205H5L6 206V208L8 207V208H10L11 209V211H15L17 214H20L22 211H24V210H20V208H17V207H15L13 204H11L10 203V201L8 200L5 204H4ZM14 202V201H13ZM12 202V203H13ZM29 202V201H28ZM60 202V201H59ZM72 202V201H71ZM70 201H69V203H71ZM76 202L74 203H71V205L72 204H74V205H76ZM81 202V201H80ZM79 202V203H80ZM144 202V203H145ZM149 202V201H148ZM147 202V203H148ZM164 202H165V200H164ZM168 202V201H167ZM68 203V202H67ZM66 203V204H67ZM78 203V202H77ZM151 203H153L152 202V200H151ZM161 203V202H160ZM180 203V202H179ZM15 204V203H14ZM22 204V203H21ZM30 204V203H29ZM65 204V205H66ZM159 204V203H158ZM168 204V203H167ZM174 204V203H173ZM41 205V204H40ZM47 205V204H46ZM62 205V204H61ZM63 205H64V203H63ZM69 205V204H68ZM71 205H69V206H71ZM74 205H73V208H75L74 207ZM78 205H80V204H78ZM77 205V208L79 209L80 207ZM145 205V204H144ZM143 205V206H144ZM151 205V204H150ZM153 205H154V203H153ZM4 206V207H5ZM16 206H17V204H16ZM20 206V205H19ZM18 206V207H19ZM48 206V205H47ZM55 206V205H54ZM67 206V205H66ZM69 206H68V208H69ZM152 206V205H151ZM165 206H166V204H165ZM1 207V206H0ZM23 207V206H22ZM62 207V206H61ZM72 207V206H71ZM146 207V206H145ZM148 207V206H147ZM150 207V206H149ZM154 207V206H153ZM30 208H31V206H30ZM73 208H71V210H73ZM151 208V207H150ZM149 208V209H150ZM182 208V207H181ZM3 209V208H2ZM1 209V210H2ZM37 209V208H36ZM41 209V208H40ZM60 209V208H59ZM129 209H130V211H129ZM144 209H146V208H144ZM171 209V208H170ZM179 209V208H178ZM3 210H5V209H3ZM8 210V209H7ZM49 210V209H48ZM53 210V209H52ZM63 210V209H62ZM64 210H68L66 207H65V209ZM64 210H63V213H67V212H64ZM140 211L142 210V209H139ZM148 210V209H147ZM9 211V210H8ZM31 210H29V212L28 213H31L30 212ZM61 211V210H60ZM59 211V212H60ZM69 211V210H68ZM138 211V210H137ZM136 211V212H137ZM145 211V210H144ZM49 212V211H48ZM62 212V211H61ZM59 213L60 215L62 214V213ZM73 212H75V211H73ZM78 212V211H77ZM143 212V211H142ZM142 212H141V214H142ZM25 213H27L26 211H25ZM47 213V212H46ZM135 213V212H134ZM140 213V212H139ZM146 213V212H145ZM148 213V212H147ZM146 213V214H147ZM1 214V213H0ZM15 214V213H14ZM16 214V215H17ZM70 215H71V213H69ZM75 214H77L76 212L74 213V214H72V215H75ZM129 215H130V213H128ZM127 214V215H128ZM149 214V213H148ZM21 215V214H20ZM23 215V214H22ZM29 215V214H28ZM63 215V214H62ZM67 215V217H68V214H66ZM69 215V217L71 218V216ZM128 215V216H129ZM134 215V214H133ZM140 215V214H139ZM167 215V214H166ZM3 216H4V214H3ZM19 216V215H18ZM65 216V215H64ZM76 216V215H75ZM132 215H130V218H133V216L131 217ZM137 216V214L135 215V217ZM203 216V215H202ZM1 217V216H0ZM6 217H7V213H6ZM5 217V218H6ZM16 217V216H15ZM59 217H63V216H59ZM149 217V216H148ZM4 218V219H5ZM12 218V217H11ZM19 218H20V216H19ZM21 218H22V216H21ZM23 218H25V217H23ZM27 218V217H26ZM30 218V217H29ZM70 218H69V221H70ZM73 218V217H72ZM138 218H140L139 216H138ZM161 218V217H160ZM163 218V217H162ZM203 218H204V216H203ZM202 218V219H203ZM37 219V218H36ZM62 219V218H61ZM65 219V218H64ZM81 219H80V221H81ZM128 219V221H129V218H127ZM134 219V218H133ZM137 219V218H136ZM145 219V217L143 218V220ZM234 219H236V218H234ZM3 220V219H2ZM72 220V219H71ZM77 220H78V216H77ZM135 220V219H134ZM142 220V219H141ZM165 220V219H164ZM4 221H6L7 222V218H6V220H4ZM20 221V220H19ZM27 221V220H26ZM36 221V220H35ZM37 221H39V220H37ZM65 221H66V219H65ZM67 221H68V219H67ZM131 221V220H130ZM136 221H138V220H136ZM198 221V220H197ZM236 221H241V220H235V222ZM3 222V221H2ZM5 222V224H7ZM62 222V224L64 225V220H62L61 221ZM73 222V221H72ZM71 222V223H72ZM8 223H9V221H8ZM16 223H18V222H16ZM24 223V222H23ZM68 223V222H67ZM130 222H128V224H129ZM137 223V222H136ZM146 223V222H145ZM237 223V222H236ZM236 223H235V225H234V228H239V230H237V232H239L240 231V229L242 228H240L239 226H241L244 222H242V224L240 225L239 223L236 225ZM22 224V223H21ZM29 224V223H28ZM33 224H35V222L33 223ZM75 224H77L76 223V219H75ZM127 223H125V225H126ZM140 224V223H139ZM17 225V224H16ZM80 227L83 229V227L81 226V222H80ZM83 226H84V224H82ZM124 225V226H125ZM133 225V224H132ZM141 225V224H140ZM154 225V224H153ZM233 225V224H232ZM68 226V225H67ZM146 226V225H145ZM236 226V227H235ZM6 227H9V226H6ZM10 227H11V225H10ZM24 227V226H23ZM23 227H22V229H23ZM62 227V226H61ZM72 227V226H71ZM142 227V226H141ZM233 227V226H232ZM70 228V227H69ZM76 228V227H75ZM106 228V229H107ZM113 228V227H112ZM116 229L118 228V227H115ZM114 228V229H115ZM120 228V227H119ZM119 228H118V230H119ZM125 228L127 229V227L125 226ZM6 229V228H5ZM21 229V230H22ZM86 229H88V228H86ZM109 229V228H108ZM110 229H111V227H110ZM113 229V230H114ZM122 229H124V228H122ZM129 229V228H128ZM141 229H143V228H141ZM233 229V228H232ZM8 230H9V228H8ZM61 230H63V229H61ZM81 229H79V226H77V229H76V231H80ZM85 230V229H84ZM118 230H116V231H118ZM149 230V229H148ZM10 231H11V228H10ZM75 231V230H74ZM73 231V232H74ZM85 231H87V230H85ZM129 231V230H128ZM131 232H132V230H130ZM143 231H145V230H143ZM142 231V232H143ZM232 231V230H231ZM230 231V232H231ZM235 231V230H234ZM241 234L243 233V230L241 229ZM246 231H248V230H246ZM251 231V230H250ZM249 231V232H250ZM20 232V231H19ZM83 232V231H82ZM111 232H112V234H113V231H112V229H111ZM122 232V231H121ZM121 232L119 233V234H121ZM139 232L140 231H138V234H139ZM223 232V231H222ZM221 232V233H222ZM245 232V231H244ZM7 233V232H6ZM11 233V232H10ZM75 233V232H74ZM79 233V232H78ZM86 233V232H85ZM92 233V232H91ZM135 233V235H136V232H134ZM133 233V234H134ZM235 233H236V231H235ZM251 233V232H250ZM254 233V232H253ZM33 234V233H32ZM75 234H77V232L75 233ZM87 234H88V231H87ZM87 234H85V236L87 237ZM93 234H91L92 235V241L93 240H95L94 239V236H93ZM97 234V235H96ZM111 234V235H112ZM114 234H116L115 232H114ZM114 234H113V236H114ZM118 234V233H117ZM228 234V233H227ZM226 234V235H227ZM230 234V233H229ZM228 234V235H229ZM238 234H240V233H238ZM240 234V235H241ZM82 235V234H81ZM80 235V236H81ZM90 235V236H91ZM122 235V234H121ZM141 235V234H140ZM221 235V234H220ZM245 235V234H244ZM13 236V235H12ZM16 236V235H15ZM75 236V235H74ZM77 236H78V234H77ZM103 236H101V237H98L99 239L101 238V240H103V238H105V237H103ZM134 236V235H133ZM137 236V235H136ZM155 236V235H154ZM219 236V235H218ZM234 236V235H233ZM236 236V235H235ZM242 236H243V234H242ZM241 236V237H242ZM24 237V236H23ZM33 237V236H32ZM50 237V236H49ZM83 237H84V234H83ZM85 237V238H86ZM89 237V236H88ZM97 237H96V239H97ZM108 237V236H107ZM127 237H129L128 235H127ZM213 237V236H212ZM238 237H239V235H238ZM246 237V236H245ZM10 238V237H9ZM42 238V237H41ZM40 238V239H41ZM81 238V237H80ZM90 238V237H89ZM115 238V237H114ZM135 238V237H134ZM133 238V239H134ZM155 238H156V236H155ZM224 237H222V239H223ZM227 238V237H226ZM237 238V236L235 237V238H233L234 240ZM251 238V237H250ZM264 238V237H263ZM68 239V238H67ZM108 239V238H107ZM110 239V238H109ZM138 239V238H137ZM150 239H151V237H150ZM241 239V238H240ZM249 239V238H248ZM257 239V238H256ZM11 240V239H10ZM42 240V239H41ZM81 240H83V239H81ZM85 240H87V238L86 239H84V242H85ZM90 240H91V238H90ZM119 240V239H118ZM126 240V239H125ZM131 240H132V238H131ZM171 240V239H170ZM12 241H14V240H12ZM16 241H17V238H16ZM23 241V240H22ZM40 241V240H39ZM89 241V240H88ZM96 241H98V240H96ZM122 241V240H121ZM171 241H173V239L171 240ZM175 241V240H174ZM210 241V240H209ZM212 241V240H211ZM215 241V240H214ZM220 241V240H219ZM223 241V240H222ZM227 241H228V239H227ZM227 241H223V245H224V243L226 242L227 243ZM241 241V240H240ZM244 241V240H243ZM249 241V240H248ZM264 241V240H263ZM99 242H101V241H99ZM103 242V241H102ZM105 242V241H104ZM103 242V245H105L104 246V248H105V261H107L108 260V262H106L107 264H114V260H115V258L117 257V255H116V253L118 254V256H119V261H120V263L121 264H123V251L125 250H123V248L121 247L122 246V244H121V242H118V243H120V244H118L116 241L115 242H107L106 244ZM144 242V241H143ZM145 242H146V240H145ZM148 242V241H147ZM158 242V241H157ZM231 242H232V240H231ZM234 242H236V240L234 241ZM238 242H239V240H238ZM238 242H236V245L237 246H240L241 245V243H240V245H239V243ZM242 242V241H241ZM255 242V241H254ZM18 243V242H17ZM20 243V242H19ZM89 243V242H88ZM97 244H98V242H96ZM95 243V244H96ZM153 243V242H152ZM209 243H211V242H209ZM229 243H230V241H229ZM92 244V243H91ZM94 244V243H93ZM101 244V243H100ZM100 244H99V246H100ZM251 244V243H250ZM34 245V244H33ZM81 245V244H80ZM79 245V246H80ZM121 245V246H120ZM137 245V244H136ZM139 245V244H138ZM137 245V246H138ZM178 245V244H177ZM205 245H207V244H205ZM222 245V244H221ZM220 244H219V246H221ZM230 245V244H229ZM233 245V244H232ZM247 245V244H246ZM98 246V245H97ZM135 246V245H134ZM149 246V245H148ZM218 246V247H219ZM225 246V245H224ZM234 246V245H233ZM236 246V247H237ZM65 247V246H64ZM100 247H102V245L100 246ZM226 248H223V250L224 251H228L229 250V248H228V246H225ZM230 247V246H229ZM241 247V246H240ZM245 247V246H244ZM244 247H243V249H244ZM247 247H249L248 245H247ZM20 248V247H19ZM80 248V247H79ZM82 248V247H81ZM104 248H102V251L104 250ZM125 248V247H124ZM139 248V247H138ZM177 248V247H176ZM202 248V247H201ZM211 248V247H210ZM219 248H221V247H219ZM218 248V250L221 252V250ZM228 248V250H226ZM232 248H234V247H232L231 246V249ZM239 248V247H238ZM238 248H234V249H232V251H233V253H236V252H238ZM254 247H252V249H253ZM259 248H260V245H259ZM16 249V248H15ZM29 249V248H28ZM91 249V248H90ZM95 249L97 250V248L95 247ZM133 249V247L131 248V250ZM211 249H213V248H211ZM242 248H240V250H241ZM242 249V250H243ZM263 249V248H262ZM64 250V249H63ZM86 250H87V248H86ZM96 250H95V254L97 253L96 252ZM134 250V249H133ZM191 250V249H190ZM214 250V249H213ZM246 250V249H245ZM244 250V251H245ZM249 250V249H248ZM4 251V250H3ZM26 251V250H25ZM83 251V250H82ZM92 251V250H91ZM91 251H89V253L91 252ZM98 251V250H97ZM127 251V250H126ZM128 251H129V249H128ZM232 251H231V253H232ZM251 251V250H250ZM249 251V252H250ZM12 252H14V251H12ZM137 252V250L135 251V253ZM140 252V251H139ZM171 252V251H170ZM181 252V251H180ZM229 252V251H228ZM240 252V251H239ZM238 252V253H239ZM246 252V251H245ZM255 252H257V251H255ZM264 252V251H263ZM31 253V252H30ZM79 253V252H78ZM88 253V254H89ZM98 253H100V251L98 252ZM129 253V255H130V252H128ZM142 253H145V252H142ZM224 253H226V252H224ZM244 253V252H243ZM252 253V252H251ZM250 253V254H251ZM258 253V252H257ZM5 254V252L3 253V255ZM13 254V253H12ZM16 254H17V251H16ZM62 254V253H61ZM65 254V253H64ZM87 254V253H86ZM92 254V253H91ZM101 254H102V252H101ZM132 254H134V252L132 253ZM137 254H140V253H138L137 252ZM199 254V253H198ZM220 254V253H219ZM260 254V253H259ZM10 255V254H9ZM27 255V254H26ZM31 255V254H30ZM116 255V257H113V256H115ZM148 255V254H147ZM218 255V254H217ZM223 255V254H222ZM234 255V254H233ZM232 255V256H233ZM258 255V254H257ZM256 255V256H257ZM260 255H262V253L260 254ZM16 256V255H15ZM32 256V255H31ZM65 256V255H64ZM88 256V255H87ZM134 256V255H133ZM132 256V257H133ZM178 256V255H177ZM184 256V255H183ZM192 256V255H191ZM219 256V255H218ZM217 256V257H218ZM224 256V255H223ZM226 256V255H225ZM252 256H254V257H256L255 255H252ZM61 257H62V255H61ZM91 257H93V256H91ZM101 257V256H100ZM104 257V256H103ZM102 257V258H103ZM135 257V256H134ZM185 257V256H184ZM188 257V256H187ZM194 257V256H193ZM199 257V256H198ZM222 257V256H221ZM227 257H229V256H227ZM226 257V258H227ZM253 257V258H254ZM258 257V256H257ZM262 257H264V256H262ZM262 257H261V259H262ZM1 258V257H0ZM3 258V257H2ZM15 258V257H14ZM89 258V257H88ZM96 258H98V257H95V259ZM189 258H191V257H189ZM219 258V257H218ZM222 258H225V257H222ZM233 259H235L234 257H232ZM231 258V259H232ZM239 258H242V257H239ZM260 258V257H259ZM259 258H257V260L259 259ZM19 259V258H18ZM24 259H25V257H24ZM24 259H22V260H24ZM60 259V258H59ZM64 259V258H63ZM80 259V258H79ZM99 260H100V258H98ZM132 259V258H131ZM134 259V258H133ZM194 259V258H193ZM229 259V258H228ZM232 259V261H235V260H233ZM245 259V258H244ZM243 258H242V260H244ZM252 259V257H250V260ZM261 259H259V260H261ZM1 260V259H0ZM5 261H6V259H4ZM21 260V259H20ZM26 260H29V259H25V261ZM65 260H67V259H65ZM90 260H92V259H90ZM89 260V261H90ZM102 260V259H101ZM103 260V261H104ZM137 260V259H136ZM135 260V261H136ZM176 260V259H175ZM236 260H240V259H237L236 258ZM249 260V259H248ZM253 260V259H252ZM264 260V259H263ZM59 261V260H58ZM67 261H69V260H67ZM71 261V260H70ZM88 261V260H87ZM86 261V262H87ZM98 261V260H97ZM104 261V262H105ZM131 261V260H130ZM129 261V262H130ZM134 260H133V262H135ZM141 261V260H140ZM146 261V260H145ZM208 261V260H207ZM226 261V260H225ZM231 260H230V262H232ZM9 263H10V261H8ZM22 262V261H21ZM63 262V261H62ZM80 262H81V259H80ZM83 262V261H82ZM117 263H118V261H116ZM137 262H138V260H137ZM143 262V261H142ZM226 262H228V261H226ZM241 263L243 262V261H240ZM14 263L16 264H18V261L17 262H15L14 261ZM211 263V262H210ZM229 263V262H228ZM235 263V262H234ZM246 263H248V261L246 262ZM245 263V264H246ZM249 263H251V261H249ZM248 263V264H249ZM2 264H4L3 262H2ZM7 264V263H6ZM43 264V263H42ZM129 264V263H128ZM135 264V263H134ZM151 264V263H150ZM170 264V263H169ZM189 264H191V263H189ZM235 264H237V263H235ZM244 264V263H243ZM252 264V263H251Z\"/></svg>",
    "mask_w": 264,
    "mask_h": 264
}]
</instances>
